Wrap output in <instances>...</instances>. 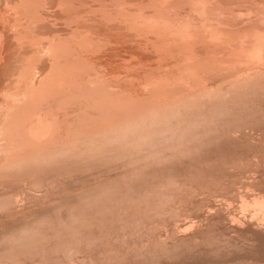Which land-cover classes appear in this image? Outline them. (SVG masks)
<instances>
[{"label":"rangeland","instance_id":"obj_1","mask_svg":"<svg viewBox=\"0 0 264 264\" xmlns=\"http://www.w3.org/2000/svg\"><path fill=\"white\" fill-rule=\"evenodd\" d=\"M231 1L232 0H230V2ZM238 1L239 0H235V1L233 0L231 3L234 4V2H236V4H234V6H232L233 4L231 5V3L229 2V3H227V6L231 5L232 7H234V8H232V10L236 9V10H234V12L236 14L238 13L241 15V18H240V15L237 14L238 22H239V18L241 19L240 22H242L243 20L248 19V17L246 18V16H248V14L246 12L248 11L247 9H248L249 5L247 3L248 0H245V1L240 0L242 2L243 6L241 5L240 1H239L240 4H238ZM243 1H244V3H243ZM256 1L257 0H255V2ZM259 1L260 0H258V2ZM11 2L14 3V2H16V0H14V1L11 0ZM58 2H59V0H42V3H44L42 5L45 6L46 13H45V11L41 10L45 15L42 12H40L44 17L43 16H39V17H42L44 19V21L41 20V22L40 23L38 22V24L35 22L36 24L33 25L35 27V28L33 27L35 30L33 28L31 29L32 31L30 30V28H29V30L26 29L27 31L25 30V32H27L28 35H30V33L32 35V37H27L28 39L33 38L32 40H34L36 38L35 39L36 42L37 43L40 42V44H39L40 46H35V48H37V47H39V48H37V49L34 48V50H33L31 48L32 44L30 43L29 40H28L29 41L28 43H29V45L31 44V46L28 45L29 46L28 47L26 45V43H27V41H26L27 39H26L24 41L26 43H24L23 45H26L25 47H27L26 48L27 50L23 49V48H25V47H23V45H22L23 48H21L23 50V52L25 51L27 54V57H25L26 56V55H24L25 53L23 54V53H21V51H19L18 44H17V48H18V51L20 53L15 50V48H16L15 46H16L17 41H16V38L15 37L13 38V36L11 35L10 38L12 37V40H14V39L15 40L12 41L9 38L10 43L8 42V44H7L8 46L5 47V51H4V52H6V51L7 52L4 54L5 56L3 55L5 59L8 58L6 60V62L9 61V63H11L12 60H14V61L16 60V56L19 57L23 54L24 55V56L22 55L23 59L25 57V59H27V60L22 59V62L27 61L25 63L26 65L32 64L31 66L34 67V70H35V68H41V70L38 69L40 71V74H41L40 77H42V75L44 77L45 73L49 72V70L46 71V69H48L46 67L47 66L50 67V63H48V62H50L49 60L51 59L52 56L50 58L46 57L47 54L44 55L45 54L44 51H43V53H37V52H40L41 47H44V46L49 47V45H48L49 43L47 41L50 40V38L52 39V37H54L53 39L56 42L59 40L60 42L67 43V44L63 43L65 45H67L66 50L69 48L74 49L76 47L75 42L78 39L80 41H83V42H85V40L88 41L89 37L92 39L90 41L93 42L94 45H92V43L90 41H88V43L86 44V47L83 46V48H82L83 50L80 52V53H82V55L80 54V56L81 57L83 56V57L80 58V56L78 55L79 56L78 58H80L79 61H81V63L83 61L82 60L83 58H85L84 59L85 61L88 60L89 62H91V61H93L94 63L96 62L95 65L99 66L100 68H98L94 65H90V66L88 65L87 67H90V69L92 68V70H93V68L98 69V70L95 69L94 71L91 70V73L93 74L92 75L90 73V71H88L89 74L86 73V71H85L86 69H84L85 64H83V65L81 64L82 66L79 65L80 66L79 67L80 68L79 73H80V70H82V69L85 71V73L83 71L84 76H81V75H83L81 73L78 74V77L75 75L74 76L75 80L78 79L79 81L76 80L74 82H76V83L79 82L80 86L77 87L78 84H77V86H75L76 84L74 82H73L74 83L73 85L75 87H77V89L79 88L80 92L78 90L77 91L80 94H81V91L83 90V88L85 87L84 91L86 92V91L90 90L89 91L90 95L88 94L89 92L88 93L86 92V94H84L85 92L83 93V91H82V95H83V98H82L81 95H79L78 93H77L78 94L77 96L73 95V93H75V95H76L77 91L73 92L72 93L73 97L79 98L78 96H80V99H79L80 104H79L78 103L79 100H77V98H76V100H75V98L73 99L71 97L72 96L71 93H64L63 94L64 97H68L69 95H71V96H69V99L75 100L78 104L76 103V106H74L75 101L72 100L71 103H73V104H71V103H69V101L66 100L69 103V105L67 103L66 104L68 105V108L70 107V109H68L67 105H66V110H65V108L62 109V111H64V115H62L63 112L61 111L62 112L61 116H63V117L65 116L66 122L62 121L64 123L63 127H62V123H61L60 131H59V133H56V135H55L56 138H60V136H61L62 141L55 139V140H58L56 142H58V143H60V142L62 143L64 141L67 142V141H69V139H71L69 142H80L85 138V136H86V138H88L89 136L95 135L96 130L99 132L100 128L101 129L103 128L102 131H104V129L106 130V128L107 129L113 128L116 125L115 123H117L118 121L119 122L117 124L119 125L120 123H122V125L120 124L122 127L124 124L126 125V123H128L127 125L128 126L131 125V126H133V128H134V123L131 124V122H136V123L141 122V124L139 123L141 126L138 124V127H140V128L138 129V127H136L137 133L138 132H140V133L137 134L134 132L133 133L134 135H133L132 134L133 131H130L132 136L131 135L129 136L130 132L128 135L126 134L125 137L122 136V138L124 137L126 140L124 139V141H122L123 139L122 140L119 139L120 142L122 141L121 144L118 143L119 142L118 139H117V142H115V143L112 142L113 144L117 143L118 146L115 145L116 147L112 148L113 144L111 143L112 145H109L107 147L104 146L105 148L102 147V150L104 148L103 154H101V152H100L101 156L103 155L102 158L99 157L100 156L99 153H97V154L95 153L99 149L101 150V147H98L99 149H96L94 147L95 151H94V149L91 151V153H93V151H94L93 154L89 153L90 151L87 152L88 150L84 151V150H81L80 148H78L76 151H78V152L81 151V152H79L80 154H82V151L86 152L85 154L88 153L87 154L88 157L86 159L87 162H89L93 166L97 167L96 168L97 170L95 168H92L93 167L92 165L89 166L88 165L89 163L86 164L87 163V162H85L86 160L83 159V157L85 158V155H81L80 160L78 157L74 158L75 160L70 159L71 161L73 160L72 161L73 163L76 161H79V163L76 162L73 165L74 167L71 166L73 168V169L71 168L72 170L69 169V167H70L69 165H71V164L67 165L68 169L71 171V173L66 172L68 175H65L66 173H63V172L61 174H59L57 172V174H59V175L53 174V173H51L50 170L48 172L45 169V171H47L49 173V175L47 173V176H48L47 177L45 175L46 172L44 171V168H43L42 170H40V173L37 172V173H33L34 175L33 174H30L27 176L25 175L24 178L21 180L17 179L18 177H20V176H17L15 178L16 180L11 178V180H5L6 182L4 181V183H2L3 181H0L3 184V185L2 184L0 185V199L1 198L4 199V197L6 195L8 196L9 194H11V196L14 195L15 197L12 196V197H14V199L10 198L11 200H15V201L17 200V203L14 201L16 204L14 203L15 205L13 207H14V209L17 208L16 210L19 213H20V210L22 211L20 214L17 212L18 213L17 214L16 211L13 209L14 214H16V215H14L13 213L8 214L9 213L8 211H7L8 213H6V212L5 213L2 212V214L0 213V233H3L4 228L12 229L10 226L13 227V224L16 226H17V224L21 225L22 221H25L26 219H28V220L34 219V218L37 219L39 216L40 217L43 216V218L47 219L46 222L44 221L46 224L43 222L44 227L48 224H50V226H51V227L47 226L48 230H50L51 232L48 231L47 228H44V227L40 229L41 230L40 233L42 232L40 234V236H42V234H44L45 237L42 236L38 239H41V238L44 239L45 238V242L43 239H41V241H43L45 244L43 242H40L39 240L33 241V242H36V245L34 246L32 244V246L34 247V248L33 247L32 248L35 249L37 247L35 249L36 251L31 249L28 252V255L25 254L26 252L23 254L22 253H20V254L16 253L13 255V256H15V258L13 257L15 260L13 258L6 260L7 258L4 257L6 254L4 255L3 251H2V249H3L2 246H4V244L0 243V244H2V246L0 247V249L2 251V252L0 251V258L2 259V260L0 259V264L1 263L3 264V262L7 263V264H11L12 259H13V264L14 263H16V264H197V263L198 264H228V263L229 264H245V263L246 264L247 263L248 264H264V207H263V202H262V199L264 200V91H261V90H264V87H263L264 85L262 86L263 88H261L260 85H258L259 89L257 87L252 88L254 90H255V88H257L255 91L252 89H249L250 93H248L247 91L246 92L244 91L245 94L243 92H241L238 95H237L238 92H235V94H233V93L228 94L227 93L228 97H226V95L224 96L225 93L222 94L223 96L221 95L222 96L221 100L219 99V102L217 101L216 103H220L221 101L226 100V102H224V103L226 105H227V103H231V105L228 104V105H230L229 107L231 109L228 108V109H230L228 112V109H224V107H223L224 105L221 104L220 108L223 107L221 110L222 112L218 111L221 114L220 115L221 117L219 116V114L217 115L218 118L215 116L216 114H214L212 116V114H213L212 113L210 121H209V118H210L209 112L212 111V110H209V108L211 106L210 105L211 102L209 103L208 100H210V99H207V100L205 99L206 103L208 102L206 104L205 102H203L205 100L203 98H201L203 105L204 106L207 105V106H205V108H204V106H202V108H201V105L199 104V103H201V99H196L195 98L196 95L194 97L190 96L191 98L192 97L195 98V103H197L196 100H198V102H199L198 104L200 105V107L197 109H200V111L199 110L197 111L194 108H191L189 110H184L182 107L183 105H181V104H185L186 102L188 104L191 101V100H188L189 101L188 102V101L184 100L185 99L184 97H187L188 95H190V94H188L190 89L188 90V88H184V86L186 84L188 85V87H190L191 84H194L192 82L193 80L198 81L199 77H201V79L198 81L199 84H197L199 86L200 82L201 81L204 82L207 78L205 84L208 85V87H209V85L212 87H210L209 90L208 89H206V90L211 92V94H214V93H212V91L217 89L219 85L221 86L220 83H222L223 80H224V82H223L224 85H222V86H225V85L227 86V84L230 82V80H232L231 76H233V74L235 75V73L237 74L238 71L240 72V69L243 71L245 68H248V66L250 64L248 66H246V64H236L237 66L232 64L233 67L235 66L234 68L224 67L225 65L221 64V67L217 68L216 71L213 68H212L213 70L208 69L211 72L214 71L212 73H215L216 75H214V74L209 75L210 72L207 73L208 75L207 74L204 75L205 73L203 75H201L203 73L201 71L202 69H199L200 71H198V69H197L196 73L197 72L198 73L194 74L195 71L193 69H190L191 68L190 66H186L187 64L182 65V63L180 62L182 67H181V65L179 66V64H180L179 59H178L179 64L178 63L173 64V62L171 64H168V63H170V60H174L175 58H170V56H168L169 54L168 55L165 54L167 57L170 58L167 65L163 64V61H164V63H166V61H168V60L165 61V59L163 57H162V59H164V60L162 62L160 61L162 59H159L160 63H162L161 65H160V63L154 65L151 63L159 62V61H154V60H157V58L155 59V57H156L155 54L152 53V51L150 49L148 51H142V52H148V55L154 54L153 56L152 55L148 56V55H146L147 53H145L143 55L140 54L142 48L138 49V46L140 43L143 44V42L139 41L140 42V43L138 42L139 44L136 43L139 40V38H140V40L145 39L143 37L141 38L140 36H142V35L146 36V34L140 33V36H137V35H139V33L136 32L137 35L134 34V37H133V32L135 30L132 31L130 28H128V29L131 31H126L125 29L123 30V28H125V26L126 27H128V26L127 25L124 26L123 25L124 22H122V21H120V22H122V26H124V27L123 28L121 27L122 29L120 28V31H117L118 27H119V26H117V24L120 25V23H116L118 20H116V21L114 20L115 22L113 21V24L115 23V25H113V28L110 27L109 30H106L109 28L108 26H110V25H108V24H110V23H108L106 20V22L108 24L106 22H105L106 24L105 23H103V24H105L104 27L107 26L108 28L107 27H105L106 29L100 28L101 25L103 27L102 20H101V23H99V21H96L95 20L96 18L94 17L93 19L95 20L96 23L97 22L98 23L96 24L94 21H92V22H93V24L95 23L94 25H97V27L94 26V27L88 28V31L90 34L87 32V30L84 27L83 31H85L87 33V35L85 33L84 34L85 36H84L83 35L84 32L82 31V35L84 37H82V35L80 33L81 31L78 30L79 31L78 33H80L81 36L78 35V36L74 37L75 38L74 40H72L73 36H72V38H70L71 36L69 37V35H68L69 34L68 32H70L69 29H67L68 31L65 29V26H67V25H64L65 18L62 17V15L59 12L60 7L58 6V4H59ZM226 2H227V0H226ZM225 3H224V5H225ZM40 4H41V2H40ZM190 4H191V2L190 3L188 2V4H186V5L184 4L185 7H187V8L183 7L184 10L186 9V11L182 10V8L180 7L181 11L185 12V13H183V16L187 15L186 13L188 11H190V13H191V9L189 10V8H194L196 6L194 4V7H192L193 5L191 4L192 5L191 6ZM184 5H182V6H184ZM252 5H253V3H251V6ZM44 6H42L43 9H44ZM228 8H231V7L229 6ZM47 9H48L49 13L47 12ZM195 9L198 12L197 7H195ZM250 9H251V7H250ZM194 10H193V12L196 13V10L195 11ZM60 11H61V9H60ZM181 11L179 10L180 14L182 13ZM231 12H233V11H231ZM199 13H200V11H199ZM192 14L193 13H191V16H192ZM252 14L253 13H251L250 14L251 16H249V17H252ZM198 15L200 16L201 14L197 13V17H198ZM232 15L233 14H230V16H232ZM180 17H182V14L180 15ZM185 17H188V16H185ZM193 17L196 18L195 15ZM193 17L189 16L188 18L190 20V18L193 19ZM200 17H198V18H200ZM234 18L236 20V16ZM49 19H50V21H49ZM97 20H99V19L97 18ZM235 20H233V21H235ZM192 21H194V20H192ZM12 22H13V20H12ZM42 22H43V24H42ZM236 22H237V20L235 21V23ZM238 22H237V24H241ZM244 22L245 21H243L242 24L246 23V22L245 23ZM80 23H81L80 25H82L81 21H80ZM111 23H112V20H111ZM197 23H200V21L196 22V20H195V24H197ZM237 24H235V25H237ZM21 25H23V24L21 23ZM260 25L263 27L264 23L260 22L259 26ZM82 26H85L84 23ZM111 26H112V24H111ZM240 26H242V25H240ZM254 26H255V28H257V25H254ZM56 27H57V29H56ZM198 27L200 28V25ZM262 27H260L259 30H261ZM24 28L25 27L20 28V29H24ZM92 28H94V30ZM98 28H99V30H98ZM81 29H83V28H81ZM89 29H91V31H94V32L91 33ZM20 32H21V34H23L22 33L23 31H20ZM131 34H132V36H131ZM99 37H100V39L102 37V39L100 40ZM137 37H138V39H137ZM84 38H88V39H84ZM94 38H97L98 40L94 39ZM124 38L127 40H125ZM134 38L137 41L131 40ZM82 39H84V40H82ZM129 39L131 40V42ZM95 40L98 41L99 44ZM123 40H125L124 42H126V43H123ZM55 41H54V43L53 42L52 43L55 44ZM105 41H107V43ZM132 41H133V43H132ZM101 42H103V43L100 44ZM115 43H116V45H115ZM131 43H132V47L130 45ZM117 44L119 47L117 46ZM120 44L122 46H126L124 48L126 50L122 49L123 47L120 48V46H121ZM124 44H126V45H124ZM127 44H129L130 47ZM65 45H64V48H65ZM99 45L101 47H103L105 50L101 47L99 48ZM87 46H89L90 48ZM93 46H94V48L96 47V49L99 51V52H97L95 49V51L97 52L96 54H94L93 52H92L93 54H91V51H93V48H92ZM111 46H112V49H115V50H111L110 49ZM140 46L142 47L141 44H140ZM32 47H34V46H32ZM116 47L119 48V50ZM127 47H129V48H127ZM29 48H31V49H29ZM45 48L46 47L42 48L41 51L46 50ZM38 49H39V51H36ZM99 49L100 50L103 49V51H105L106 53L109 52V55L107 54L106 58L109 56H111L112 59H114V60L116 58L117 60H115V61L117 63L114 62L111 59V57H109L110 59L107 58V60H105L106 58L104 56H102L104 54V53H102L103 51L101 50L102 51L101 52L102 54H101ZM120 49L122 50V52H120L121 51ZM128 49H130L131 52H129L130 50H128ZM132 49L133 50L135 49L134 50L135 52H133ZM116 50L120 52V54L118 53L119 54L118 56L115 52ZM88 51L90 53H88ZM14 52H16L19 55H17ZM111 52L113 53V55L116 54V55H114L115 57L111 55L112 54ZM98 53H100V54H98ZM130 53H131V55H130ZM133 53L136 54V55H134V57L138 55V57H136L138 60L137 65H136V63L129 64L130 62H132V59H130V57L133 55ZM7 54H8V57L6 56ZM14 55H16V56H14ZM72 55H73V53H72ZM72 55H69V53H68V57L71 56L70 58H73L71 60H74V61L77 60L76 58L74 59L75 55L74 56H72ZM13 56L15 57V59H13ZM139 56H140V58H139ZM141 56L142 57L144 56V57L142 58ZM166 56H165V58H167ZM152 57L154 60L152 59ZM176 57H177V55H176ZM70 58L69 59L65 58V61L68 60V61H70V63L73 64V62H71ZM136 58H135V60H136ZM144 58L149 62L147 63L145 61L146 62L145 63ZM158 58H161V57H158ZM180 58H181V56H180ZM19 59H20V57L17 59L18 60L17 62H19ZM139 59L140 60L142 59L143 61L141 62ZM150 59H152L153 62ZM110 60H112L113 62L111 63L112 65L110 64V66H109V65H107V62L109 64L111 62ZM121 60L128 61V63L125 61H124L125 63H121V62H123ZM68 61H67V64L69 63ZM88 61H86L85 63L87 64ZM99 61H101V62H99ZM104 61H105L106 65H105V63H103ZM150 61H151V63H150ZM176 61L177 60H175L174 62H176ZM93 62H91V63H93ZM139 62L141 64H139ZM12 63H14V62H12ZM21 63H16V65L19 66L18 64H21ZM45 63L48 65H46ZM75 63H76V61H75ZM119 63L122 65V67ZM149 63L151 66H149ZM23 64L24 63H22L21 65H23ZM52 64H53V60H52ZM118 64H119V67H118ZM144 64L147 65L146 66L147 68L143 66ZM3 65L4 64H2V66H1L2 69L0 68V70H1L0 71V74H1L0 75V79H1L0 83H2V80H4V78L6 77L7 74H11L10 73L11 71H13V73H14L15 69L17 70L19 68L15 65V69L14 68L12 69L13 64H8V66H9L8 68H6V64L4 66ZM158 65H160V66H158ZM31 66H29V67L31 68ZM44 66H46V67H44ZM107 66H109V67H107ZM116 66L119 68V70H118V68L116 69ZM125 66L126 67L128 66V67L125 68ZM134 66H135V68H133ZM140 66H143L144 69L145 68L148 69L151 67L152 70H155V71L163 68V71L161 72L162 69L160 71L158 70L157 74L155 71H153V73L151 74V77H148L150 75L146 76L147 75V73H146L145 76L148 79L146 77L142 76L143 78L141 77V79H139L141 81L140 82L137 78L138 77L137 72L142 69V67H141V69H139ZM166 66H168V67H166ZM81 67H83V68L81 69ZM87 67H85V68H87ZM101 67L104 68L103 69V72H104L103 76H102L103 72H101L102 71ZM105 67L109 68V69H105ZM120 67H121V69H120ZM129 67H130V70L128 69ZM136 67H139V68H136ZM173 67L174 68L176 67L177 69L173 70L174 69ZM25 68L26 67L22 68V71ZM30 68L27 67L26 69H30ZM110 68H112V69H110ZM113 68L115 71L113 70ZM153 68H156V69H153ZM171 68H172V71L170 70ZM32 69H31V71H32ZM99 69H101V71ZM144 69H142V70H144ZM179 69H181V70H179ZM232 69H233V71H232ZM38 70L37 71L35 70V71L38 72ZM105 70H106V74H105ZM109 70L111 71V73L108 72ZM117 70L119 73L116 72ZM135 70H136V74L134 76L133 75L134 72L131 73L130 71H135ZM142 70L140 72H138L139 75L141 74ZM150 70L148 72L149 74H150ZM164 70L165 71L168 70V71H166L167 73ZM169 70L172 72L171 74H169L170 73ZM177 70L179 71V73L182 70H183L182 72L184 73V71L186 70L185 71L186 73L183 74L181 72L179 74ZM187 70H188V72H187ZM208 70H207V68H205V71H208ZM229 70L232 73H230ZM17 71H15V72H17ZM97 71L100 72L99 73L100 77H99V74ZM127 71L130 73H128ZM242 71H241V73H243ZM93 72H95V73L97 72V74L95 75V73H93ZM107 72L111 76L115 75V77L117 74L118 78H120V79H122V78L124 79L125 75H126L125 79L127 81L128 80L134 81L135 79L136 80L134 82H131V81L127 82L126 81V83H122L121 80H119L117 77L116 78L118 80H116L115 77H113V81L115 79V81H117V83L119 84V85L118 84H116V85L121 86L119 83V82H121L122 84H124L123 85L124 87L122 86L123 88L120 87L121 89H119V87L117 88L115 86L118 90L111 89V90H109L110 92H108L107 95L105 94L106 91H103V94H101L100 92H101V89L103 88V86L104 85L107 86L105 81H107V83H109L108 87H110V85L115 83V81L113 83L112 78H110L111 81H110V79H108L109 75L107 74ZM114 72H116V73H114ZM164 72L166 74H169V75H167V77H166V74ZM191 72L193 73V76L190 77V79H191L190 80L189 75L192 74ZM200 72H202V73H200ZM227 72H229V73H227ZM239 72H238V74H239ZM173 73H174V76H173ZM176 73H178L179 76H177ZM14 74H16L15 75L16 77L15 76L14 77L17 78V76H18L17 74H19V73H14ZM85 74L88 75L89 77L86 76ZM119 74H120V77H119ZM127 74L129 75V77L127 76ZM186 75H188V76H186ZM194 75H196L197 77ZM80 76L83 77V79L81 81H80V79H81ZM96 76H98V79H99L98 81H100L101 77L103 78L105 76L106 77L108 76V78L105 77L106 79L104 80V84H102L103 82H96L97 81ZM168 76L170 79L168 78ZM176 76L179 77V78H177V80L179 79V81H183V80L185 81V79L186 80L189 79L188 80L189 83H187L188 81H186V84L183 85V89L181 88L182 90H185V92H187V90H188L187 93L182 91L180 88L179 89L177 88L178 83L176 81ZM183 76L184 77L186 76V77L183 78ZM208 76H210V77H208ZM90 77H93L92 80L95 82H93V81H92L93 83L88 82V81H91ZM130 77L131 78L134 77L135 79L133 80ZM155 77H159L160 78L159 80L163 79V81L161 80L159 82L162 84V86H161V84L159 86L158 81H156L158 79ZM39 78H37V79L40 80ZM144 78H146V79L144 80ZM153 78L155 79V81ZM202 78H204V79L202 80ZM125 79H124V81H125ZM180 79H183V80H180ZM164 80H165V82H164ZM31 81L32 80H30V84H29V82H28V84L32 86V83L34 81H32V82ZM37 81L34 83H37V85H38L39 83ZM101 81H103V79ZM109 81L112 83L110 84ZM137 81L139 84H136ZM168 81L173 82L174 84L176 83L177 86L175 85L176 87L174 88V85H172ZM174 81H176V82H174ZM190 81L192 83H190ZM196 81H195V83H198ZM225 81H226V84H225ZM144 82L145 83L149 82V84L146 83V85L147 84L148 85L145 86ZM95 83H97L96 86H95ZM99 83L101 84L100 85L102 87L101 89H99V87H100V86H98ZM130 83L132 85H130ZM152 83H154V85L155 84L156 85L154 86ZM169 83H170V85H168ZM164 84L166 87L164 86ZM205 84H204V86H205ZM37 85L35 84V86H37ZM197 85L195 84L193 86H195V88H196ZM93 86L96 87L94 92L92 91L94 88L90 89ZM125 86H126V89H125ZM127 86H129V87L127 88ZM130 86H132L134 89L131 88ZM156 86H159V87H156ZM179 86L182 87V84H179ZM222 86H221V88H222ZM81 87H82V89H80ZM115 87H110V88H115ZM172 87H173V89H172ZM200 87H203L202 82H201ZM200 87H199V89H200ZM110 88L105 87L104 89L106 90V89H110ZM195 88L193 87L191 91H194L193 89H195ZM221 88H218V89H221ZM223 88L225 89V87H223ZM260 88H261V90H260ZM97 89L99 90V92L97 91ZM167 89H169V90H167ZM175 89H177L178 91L177 90L175 91ZM196 89H195V91L199 90V89H197V90ZM112 90H113V92H111ZM119 90L120 91L123 90V91L120 93ZM155 91H156V93H155ZM159 91H161V92H159ZM181 91L184 92L185 94H183ZM97 93H99V94H97ZM109 93H111V94H109ZM119 93L121 96L119 95ZM205 93L209 95V93H207V92H205ZM255 93H256V95H255ZM66 94H69V95H66ZM87 94L89 96H92L93 98L98 97L96 95H100V96L105 95L106 97L109 96L110 98H113V99L109 100L108 99L109 97L106 98L110 101V103L109 102L106 103V101H108V100L104 99L106 101L101 102V104L105 103V104H103L105 109L102 107L103 109L100 108V110H99L98 107L101 104L98 105L99 103L94 101V99H95L94 98L92 100H93V102H96L95 105H97V106H95V107L97 108V110H95L96 108L94 107V105H93L94 108H91V109L89 108L90 109L89 110L87 107L90 106V103H91V105L94 103L91 102L92 100H90L89 97L87 98V103L89 105L84 103L86 100L83 102V100L86 99V97H84V95L88 96ZM92 94L93 95L96 94V95L93 96ZM194 94H192V92H191V95H194ZM211 94H210V96H212ZM40 95H41V93H40ZM125 95H126V97H125ZM164 95H165V97H164ZM208 95H206V96H208ZM239 95L243 96V97H240ZM119 96H120V99H119ZM252 96L254 98H252ZM153 97H154V99H153ZM181 97H182V99H181ZM223 97H225V98L223 99ZM232 97H234V98H232ZM246 97H247V99H246ZM249 97H251V98H249ZM117 98L119 100H121V102L117 100L119 102L118 103L116 101ZM88 99L90 102L88 101ZM238 99H239V101H238ZM241 99H243V100H241ZM112 100H114L112 103H115L113 105L111 104ZM81 101L83 104L81 103ZM156 101H157V103H156ZM214 101L215 100H213V102ZM233 101H234V103H233ZM235 101L237 102L236 106H235V103H236ZM165 102H167L169 104H167ZM192 102H194V101H192ZM247 103L250 106H247L248 105ZM110 104L112 106L116 107V109L118 107V110H116L114 107L112 108V106L109 108ZM117 104H118V106H117ZM160 104H162L163 106L162 105L160 106ZM215 104H214V106H216ZM82 105H84V107ZM86 105H88L86 107L87 110L83 109V108H85ZM105 105H106V107H105ZM169 105H171V106H169ZM179 105H180L181 110H180V108L178 110ZM218 106H220V104ZM233 107H234V109H233ZM249 107H250V109L251 108L252 109L250 110ZM166 108L168 110L171 108L170 110L173 112V118H175V119L172 120V117L170 116L171 120L169 121L168 120L169 117H168V119H165L166 116H160L159 117V115H161V114L163 115L165 110L167 111ZM173 108H175V109H173ZM225 108H227V106ZM30 109H32V108H30ZM241 109L242 110L244 109V110L241 111ZM105 110L108 113L104 112ZM170 110L167 112H171ZM176 110H177V112H176ZM70 111H72V113H74V114L75 113H77V114L72 115V113ZM109 111L111 113H109ZM181 111H183L184 113L187 112L186 114L188 116H186V114L184 115V113ZM29 112H30V110H29ZM100 112H102V113L100 114ZM233 112H234V115L232 114ZM81 113H83L82 115L85 114L84 118L86 119V121L83 119L82 115H80ZM225 113H227V114L225 115ZM237 113H239V114H237ZM199 114H201V115H199ZM230 114H231V119H230ZM88 115L90 117V118L88 117L89 119L86 117ZM146 115L148 118H145ZM180 115H182V116H180ZM66 116H67V118H66ZM156 116H158V117H156ZM73 118H75V119H73ZM160 118H163V120L165 119L164 120L165 122L163 123V121ZM196 118H198L200 120H197ZM61 119L64 120V118H61ZM82 119H83V121H81ZM191 119L194 120V123L188 124L187 123L188 120L190 121ZM227 119H229V121ZM87 120H89L88 121L89 123H87ZM196 120H197V122H196ZM223 120H225L224 121L225 123L223 122ZM84 121L87 124L83 123ZM142 121H145V122H142ZM147 121L150 123L154 121L153 124L151 125L153 127H151V128L149 127L151 132L148 130L147 131L148 133L145 132V129L146 130L148 129L147 128L148 127ZM159 121H160V123H159ZM211 121H212V123H211ZM235 121L237 124L235 123ZM168 122L170 125L172 124L171 125V126H173L172 128L170 125H167ZM150 123H149V125H150ZM178 123H179V125L177 126L176 124H178ZM220 123L223 125H221ZM75 124L79 125V126H76ZM143 124H145V127H143L144 126ZM185 124H186V126H185ZM135 125H137V124H135ZM146 125H147V127H146ZM175 125L178 127V129L176 128L177 130L173 129L175 127ZM190 125H191V127H190ZM34 126H36V125L34 124ZM165 126L168 128V130L171 129L170 133H169V131L165 130L166 129ZM187 126L190 128H187ZM201 126H203V127H201ZM206 126H207V128H206ZM38 127L39 126H37V129H38ZM80 127H81V129H80ZM142 127L145 129H143ZM161 127H162V130L164 128V131H161L158 129V128L161 129ZM73 128H75V129H73ZM61 129H63L62 130L63 132H61ZM114 129H112V130H114ZM157 129L159 130L158 134H161V133H163V134H161V135L155 134V133H157ZM172 129H173V131H172ZM185 129H187L188 131ZM64 130H65V132H64ZM130 130H133V129L130 128ZM152 130H155L156 132L154 133V131H152ZM90 131H91V133H90ZM174 131L176 133L178 132L179 134L178 133L176 134ZM191 131H193V132H191ZM67 132H69V135L68 134L66 135ZM197 132H198V134H197ZM201 132H203V133H201ZM60 133H63V134L61 135ZM73 133H74V135H73ZM92 133H94V134H92ZM167 133H169V134H167ZM75 134H76V136H75ZM135 134L138 136H136ZM143 134H144V136H143ZM146 134H148V135H146ZM181 134L184 136H182ZM57 135H60V136L57 137ZM72 136L73 137L75 136V137L72 139ZM96 136L93 138H96ZM141 136H143V139L141 138ZM147 136H148V138H147ZM63 137H65V138H63ZM128 137H129V139H128ZM134 137H137V138L139 137V140L141 138V141L142 140L145 141L147 139L145 142L154 143L152 145L153 147H151V145H149L150 147L143 145V146H145L144 148L142 146L139 148L131 146L132 144L135 143L133 140H136V138L134 139ZM131 138H133V139H131ZM164 138H166V140ZM173 138L177 139V140H174ZM178 138H179V140H178ZM51 140L54 142L53 138ZM139 140L137 139L136 142H138ZM148 140H150V141H148ZM159 140L160 141L162 140L164 142H162V141L160 142ZM52 141H51V143H52ZM114 141H116V140H114ZM142 142L139 141L138 143H142ZM164 143H166V144H164ZM62 144H64V143H62ZM125 144L126 145L128 144V146H126ZM119 145H121V146H119ZM171 146H173V147H171ZM137 149H139V150H137ZM157 152H160V153H157ZM120 153H122V154L120 155ZM95 154H96V157H94ZM135 154H137V155H135ZM90 155H92V156L94 155L93 157L95 158V160L98 159L99 162H98V160H97V162H95L93 157ZM5 156L8 157L7 154H5ZM5 156H4V153L3 154L0 153V165L6 159ZM148 156H150L153 160H151V158ZM154 156H156V157H154ZM88 158H90L91 161H89ZM116 158H119V159H116ZM145 158H148V159H145ZM102 159L105 160V161L103 160L104 163H103ZM69 161L67 160L66 162L68 163ZM101 161H102V164H101V167H99ZM82 162H83V165H81ZM96 163H98V164H96ZM77 164H78V167L75 166ZM94 164H96V165H94ZM87 165L89 167L92 166L91 167L92 169L87 167ZM103 165H104V167H102ZM83 166H85V168L87 167L88 168L87 171H89V172H87ZM114 166L116 168H114ZM76 167L80 168V169L75 170ZM64 169L66 170V167ZM110 169H111V171H110ZM117 169L119 170V172H114L115 170L118 171ZM90 170H91V172H90ZM101 170H102V172H104V174L101 172ZM77 171H78V173H77ZM79 171L81 172L80 176H79ZM82 172L84 174L87 172L86 174H88V175H86V174L84 175ZM36 174H38V175H36ZM72 174H73V176H72ZM101 174L104 176H102ZM97 175H98V177H97ZM106 175H109V176H106ZM68 176H70V178ZM117 176H118V178H117ZM27 177H29V178H27ZM31 177H33V178H31ZM42 177L43 178L45 177V178L43 179ZM49 177H50V179H49ZM65 177H68V179ZM99 177H100L101 181L97 179ZM73 178H74V181H72ZM95 178H96V180L101 182L102 187L104 186L105 183H108V181H111L110 179H113V181H111L112 183H114L115 181H118L117 182L118 186L116 187L117 189L114 188L115 191L112 190L113 195L110 194L111 191H109V190H111L114 187L116 182L113 184L112 188H109L108 191H109V194L112 195L113 198H115L114 194H116V196H117V193H119L118 191H120V190H118V188H120V186H121L122 190L120 192H122V195L120 193V194H118V197H119V195L121 196L120 201L122 203H120V201L118 202L119 199L117 200L115 198V200H114L110 196V199H112L113 202L117 200L116 201L117 205L115 204V202L113 204L115 205V207L120 204L118 206L119 208L115 209L113 206H111L112 204L107 202L109 199L107 201L105 200L104 202L99 200L100 204H98V206L94 205V207H91L93 209L97 207L95 209V211H93V209H92L93 212L92 211L87 212V210L89 208H87V210H86L84 207H82V205L80 208L78 207V205H77L78 203L75 201H78V200H76V198L78 199L80 197V195L77 196L76 198H73V197H75V195L79 191L84 190L83 184H86L85 186L86 187L89 186V188H90L87 190L89 192L85 193V195H86L85 197L88 199H92L93 193L95 192V190L97 188L98 189L102 188V187H98V186H100L99 185L100 183H98L97 181H94ZM102 178L104 180H102ZM115 178H116V180H115ZM134 178H135V180H134ZM41 179H42V181L40 183ZM22 180H24V181H22ZM67 180H69V181H67ZM31 181L41 184L40 185L41 188H36L37 192H36V190L31 191L29 194H33V195H31L33 198L32 197H31V199L27 198V199H29V201H25L26 199L25 200H23V199H24V197H26L25 194L29 192L26 189H28L29 183ZM85 181H87V182H85ZM125 181H127V182H125ZM134 181H136V182H134ZM75 182H77L80 186ZM81 183H83V184H81ZM89 183H91L92 185H90ZM112 183H111V185H112ZM19 184H20V186H18ZM109 184H110V182L108 183V186L110 187L111 185H109ZM74 185L76 186V188H77V186H79L78 190L81 188V185H82L83 190L81 189L79 191H76L77 189L75 190ZM3 186H4V188H3ZM105 186H107V184ZM100 189H99V191L98 190H96V191H98L100 193ZM103 189L104 188H102L101 190H103ZM107 189H108V187H106V189H104L103 191H105ZM131 190H132V192H131ZM2 191H3V193H2ZM74 191H76L75 192L76 194L74 193ZM46 192L48 194L50 193L49 196L46 195L47 194ZM78 194H80V192ZM81 195L84 197V193H81ZM121 198H122V200H121ZM6 199H8V198L5 197V200ZM71 199H73V201ZM79 200H82V199L80 198ZM112 200H110V202ZM2 201H4V200H2ZM30 201H32V202H30ZM67 201H68V204L70 202L71 203L68 205ZM105 202L107 203V205L110 204V206L113 207L112 210H110L111 209L110 206H109L110 209H109V207H107V209L109 211L108 210L106 211V209H104V207H103V209H104V212H103V210L101 208H102V206H105ZM52 204L53 205L56 204V206H53ZM15 206H16V208H15ZM74 206L77 207L78 209L75 208ZM54 207H58V208H55V210H53ZM72 208H74V209H72ZM56 209L60 210V211H57ZM69 210L72 213H70ZM75 210H77V211H75ZM99 210H101V211H99ZM10 212H12V211H10ZM67 212H69L70 214ZM77 213H80L81 217L84 219L86 217V219L83 220L81 218V221H79L80 222L79 224H77L78 222H76L73 225V223H71L72 217L70 218V216H73L74 214L77 216ZM21 214H22V216L19 217V215H21ZM4 216H6V217H4ZM31 216H33V217L35 216V217L32 218ZM53 216L58 220V222H57V220L55 221V218ZM95 216H97V217H95ZM51 217H52V219L53 218L54 219L52 220ZM19 218L20 219L22 218L21 222H19L20 221ZM79 219L80 218L78 216V220ZM98 219H100V220H98ZM82 220H83V222H82ZM101 220H102V222H101ZM52 221H53V223H52ZM98 221H100V222H98ZM47 222H49V223L47 224ZM23 223L24 222H22V224ZM54 225L58 226V227L55 226L57 230H59V228H60V231H59L60 233H61V229L64 231V234H63V231L61 233L63 235H65V232L68 229V227H70L69 229H73V227L76 226V228H74L73 231L70 230L71 235H73V237L75 235V237L73 238L69 234L68 231H67V233L72 238L70 236L62 237L63 235L61 236L59 234V232H57V230L54 229L55 228ZM16 226H14V227H16ZM51 228L54 229L55 235L53 234V231H52L53 229L51 230ZM7 229H5V231ZM44 229H46L47 232H49L51 234L47 233L45 235L44 232H46V230H44ZM12 230H14V229H12ZM75 232H76V234H75ZM5 233H8V232H5ZM57 233L59 234V236ZM52 234L55 237L52 236V238H51ZM3 235H4V233H3ZM56 235H57V237H59L58 238L59 240H57ZM49 238H51V239L56 238V239H54L55 241H53ZM46 240H48L49 243H47L48 241H46ZM37 241H39V244ZM247 241H249V242H247ZM43 248H44V250H42ZM71 248H72V250H69ZM32 251H35V252H32ZM30 252H32V253H30ZM1 254L4 256L2 257ZM217 254H219V255H217ZM219 256L221 258H219ZM223 256H224V258H223Z\"/></svg>","mask_w":264,"mask_h":264},{"label":"bare ground","instance_id":"obj_2","mask_svg":"<svg viewBox=\"0 0 264 264\" xmlns=\"http://www.w3.org/2000/svg\"><path fill=\"white\" fill-rule=\"evenodd\" d=\"M14 1V0H13ZM193 1V2H192ZM223 1V0H222ZM221 0H59V4H58V6L60 7V9H61V11H60V9H59V12H60V14L62 15V17H64L65 18V23H64V25H67V26H65V29L67 30V29H69V31L70 32H68L69 34V37L70 38H72V36H73V38H72V40H74L75 38L74 37H76V36H78V35H80V33H81V35H82V31L84 30V27H85V29L87 30V32L89 33V31H88V28H91V27H94V26H96L97 27V25H94L96 22H95V20L96 21H99V23H101V20H102V24L103 23H105L106 22V20H107V22L108 23H110V24H108L107 22V24L108 25H110V26H105V27H107L108 29H106L105 27H104V25L106 24H103V27H102V25L100 26V28H104V29H106V30H109L110 29V27H112L113 28V25H115V23L113 24V21L115 20H118L116 23H120V25H118L117 24V26H119L118 27V30L117 31H120V28L122 27H124L125 25H127L128 27H126L125 26V28H123V30L125 29L126 31H133V30H135L134 32H133V37H134V34H136L137 35V33L136 32H138L139 33V35H137V36H140V33H143V34H146V36L145 35H142V36H140L141 38L143 37V38H145V39H141L140 40V38H139V40L137 41L135 38L134 39H131V40H135V41H137L136 43L137 44H139L140 42L139 41H141V42H143V44L142 43H140L141 45H142V47L140 46V44H139V46H138V49L139 48H142V50H141V53L140 54H145V53H147L146 55H148V52H142V51H148L149 49L152 51V53H154L155 54V59L157 58V60H154L153 59V57H152V59L154 60V61H159V59H162V57L165 59V61L166 60H168V61H166V63H164V59H162V60H160L161 62L163 61V64L164 65H167V63L169 62V59L170 58H175L174 60H170V63H168V64H171L172 62H173V64H176V63H178V59H179V63L181 62L182 63V65H185V64H187L186 66H190L191 68L190 69H193L195 72H194V74H197L196 73V70L198 69V71H200L199 69H202L201 71L203 72H200V73H202L201 75H203L204 73V75H206L207 73H209V75L211 74V75H216L215 73H212V72H214V71H209L208 69H210V70H213V69H215V71H216V69L217 68H219V67H221V64H224L225 66L224 67H232V68H234L233 67V65L232 64H234V65H236V64H246V66H248L249 64L251 65H249L248 66V68H245L243 71L240 69V72H239V74H238V72H237V74L235 73V75L233 74V76H231V79L232 80H230V82L227 84V86L225 85V86H222V85H224V80H223V84L222 83H220L221 84V86H222V88H221V86L219 87L218 86V88H221V89H215V90H213L212 91V93H214V94H211V92H209L208 90H209V88L210 87H212V86H210L209 85V87H208V85H206L205 84V82H206V80H207V78H206V80L203 82V81H201L202 82V86L203 87H200V85H201V82H200V85L198 86L197 84H199V80L201 79V77H199V79H198V81H196V82H198V83H195V81L193 80L192 82L194 83V84H191V88L190 87H188V85L186 84V81H188L189 79H190V77L191 76H193V73L192 74H190L189 75V79L188 80H186L185 79V81L183 80V79H180V80H183V81H179V79L177 80V78H179V77H177V76H179L178 75V73H179V71H178V73H176L177 74V76H176V81H177V83H178V86H179V84H182V87L181 86H177V84L175 83H173V82H170V81H168V82H170L172 85H174V88L177 86V88L179 89H183V85H185L184 86V88H188V90L190 89V91H189V93L188 94H190V95H188L187 97H184L185 99V101H188V100H191L190 101V103H188L187 104V102L185 103V104H181V105H183L182 107H183V109L184 110H189V109H191V108H194V109H196L197 111L199 110L200 111V109H197V108H199L200 107V105H201V108H202V106H204L203 105V103H202V99L201 98H203L204 100L206 99H210V100H208L209 101V103L211 102V106H210V108H209V110H212V111H210L209 112V114H210V118H209V121H210V119H211V114H212V116L214 115V114H216L215 116L218 118V114H219V116L221 115L218 111H221L222 110V108L224 107V109H228V108H230L229 106L231 105V103H227V105L224 103V102H226V100L224 101L223 99L225 98V97H223V101H221L220 103H216L217 101L219 102V99L221 100V98H222V94H224V96L226 95V97H228L227 96V93L228 94H231V93H233V94H235V92H238L237 93V95L238 94H240L241 92H243L244 94H245V92L247 91L248 93H250L249 92V89H252V88H254V87H257L258 89H259V86L258 85H260V87L261 88H263L264 86V26L262 27L261 25L259 26V24H260V22L261 23H264V0L262 1V0H260L259 2H258V0L255 2V0H248L247 1V3H248V5H249V7H248V11L246 12L247 14H248V16H246V18L248 17V19L247 20H243V21H245L244 23L245 24H242V22H240L241 21V15L240 14H238V15H240V18H239V22H238V18H237V14L234 12V10H236V9H234V10H232V8H234V7H232V6H234V4H236V2H234V4L233 3H231L230 2V0H227V2H226V0H224L223 2H222ZM235 1V0H234ZM240 1V0H239ZM239 1H238V4H240L241 3V5H242V0L240 1V3H239ZM245 1V0H244ZM244 1H243V3H244ZM40 2H41V4H40ZM188 2L190 3L191 2V4L193 5H191L192 7H194V4L196 5L195 7H197V9H198V12H197V10L195 9V7L194 8H189V10L191 9V13H193L195 16H196V18L195 17H193L194 15L192 14V16H191V13H190V11H188L186 14L187 15H184L183 16V13H185V12H182L181 11V8H182V10H184V8H187V7H185V5L186 4H188ZM226 2V3H225ZM231 3V5H229L231 8H228L229 6H227V3ZM224 3H225V5H224ZM246 3V2H245ZM251 3H253V5L251 6ZM42 4H44V3H42V0L40 1V0H16V2H14V3H12L11 2V0H0V68H1V66H2V64H6V68H8L9 66H8V64H13V66H12V69L14 68L15 69V65H16V63H21L22 62V59H23V56L24 55H26L25 57H27V54H26V52L24 51L23 52V50L21 49V48H23V47H25L26 45L28 46L29 45V41H30V43L32 44V46H34V47H32L31 46V44L29 45V46H31V48L34 50V48H35V46H40L39 44H40V42H36V38L34 39V40H32L33 38H30V39H28L27 37H32V35H31V33H30V35H28V33L27 32H25V30L27 29V30H29V28H30V30L34 27L33 25L34 24H38V22L40 23L41 22V20L42 21H44V19L42 18V17H39V16H43L40 12H42V11H45V6L44 5H42ZM185 4V5H184ZM182 5H184V6H182ZM240 5V6H241ZM42 6H44V9H43V7ZM48 6V5H47ZM46 6V7H47ZM238 6V5H237ZM243 6V5H242ZM246 6V5H245ZM181 7V8H180ZM184 7V8H183ZM250 7H251V9H250ZM196 10V13L195 12H193V10ZM238 9V8H237ZM42 10V11H41ZM179 10L182 12L181 14H182V17H180V13H179ZM194 10V11H195ZM184 11H186V9L184 10ZM199 11H200V13H199ZM231 11H233V12H231ZM47 12H48V9H47ZM231 12V13H230ZM43 13V12H42ZM45 13H46V11H45ZM49 13V12H48ZM197 13L198 14H201L200 16L198 15V17H200V18H198L197 17ZM251 13H253L252 14V17H249V16H251L250 14ZM44 14V13H43ZM180 14V15H179ZM190 14V15H189ZM230 14H233L232 16H230ZM45 15V14H44ZM49 16V15H48ZM185 16H190V17H193V19L192 18H190V20H189V18L188 17H185ZM236 16V20H237V22L238 23H241V24H237V22L235 23V17ZM44 17V16H43ZM50 17V16H49ZM96 18L95 20L93 19V18ZM185 19H184V18ZM243 17V16H242ZM48 18V17H47ZM97 18L99 19V20H97ZM187 18V19H186ZM198 18V19H197ZM245 18V19H246ZM46 19V18H45ZM201 19V20H200ZM243 19V18H242ZM12 20H13V22H12ZM25 22H24V21ZM37 20V21H36ZM39 20V21H38ZM104 20V21H103ZM111 20H112V23H111ZM192 20H194V21H192ZM195 20H196V22H199L200 21V23H197V24H195ZM199 20V21H198ZM233 20H235V21H233ZM23 21V22H22ZM49 21H50V19H49ZM80 21L82 22V25H83V23H84V25L85 26H82V25H80L81 23H80ZM92 21H94L95 23L93 24V22ZM114 21V22H115ZM120 21H122V22H124V26H122V22H120ZM36 22V23H35ZM259 22V23H258ZM21 23L23 24V25H21ZM25 23V24H24ZM56 23V22H55ZM98 23V22H97ZM96 23V24H97ZM257 23V24H256ZM11 24V25H10ZM42 24H43V22H42ZM111 24H112V26H111ZM235 24H237V25H235ZM25 25V26H24ZM53 25V24H52ZM93 25V26H92ZM100 25V24H99ZM98 25V26H99ZM200 25V28L198 27V26ZM240 25H242V26H240ZM254 25H257V28H255V26ZM263 25V24H262ZM32 26V27H31ZM259 26V27H258ZM23 27H25L24 29H20V28H23ZM67 27V28H66ZM260 27H262L261 28V30H259V28ZM35 28V27H34ZM33 28V29H34ZM45 28V27H44ZM59 28V27H58ZM81 28H83V29H80ZM121 28V29H122ZM128 28H130L131 30H127ZM52 29V28H51ZM56 29H57V27H56ZM93 30H94V28H92ZM116 29V28H115ZM26 30V31H27ZM35 30V29H34ZM81 31L80 33H78L79 31ZM90 30V32L91 33H93L94 31H91V29H89ZM98 30H99V28H98ZM20 31H23L22 33L23 34H21V32ZM32 31V30H31ZM68 31V30H67ZM49 32V31H48ZM47 32V33H48ZM84 33H83V35L86 33L85 31H83ZM122 32V31H121ZM35 33V32H34ZM41 33V32H40ZM126 33V32H125ZM128 33V32H127ZM90 34V33H89ZM100 34V33H99ZM108 34V33H107ZM111 34V33H110ZM13 36V38L15 37L16 38V41H17V43H16V48H17V44H18V48H19V51H21V53H25L23 56L21 55V56H19L20 57V59H19V62H17L18 60V56H16V55H14V56H16V60L14 61V60H12V62H16L15 64L14 63H12L11 61V63H9V61H7L6 62V60L8 59H5L4 58V54L7 52H4L5 51V47H7L8 45V42H9V38H10V36ZM67 35V36H68ZM80 35V36H81ZM82 35V37H84ZM86 35H87V33H86ZM149 35V36H148ZM26 36V37H25ZM91 36V35H90ZM108 36V35H107ZM129 36V35H128ZM131 36H132V34H131ZM87 37V36H86ZM54 37H52V39L50 38V40H48L47 42L49 43H47L48 45H49V47H47V46H44V47H46L45 49L46 50H42L41 51V49L42 48H44V47H41V49H40V52H37V53H43V51H44V55H46V57H51V59L53 60V64H52V60L50 59L49 61L50 62H48V63H50V67L49 66H44V67H46V68H48V69H46V71H48L49 70V72L48 73H45V75H44V77H43V75H42V77H40L41 76V74H40V71L38 70V69H40L41 70V68H35V70L37 71L38 70V72H36L35 70H34V67L33 66H31L32 64H25L27 61H24V62H22V63H24L23 65H21V64H18L19 66H17V67H19L18 69L20 70H16L15 69V71H17V72H15L14 71V73H19V74H17L18 76H17V78H15L16 76V74H14L13 73V71H11L10 73L11 74H7L6 75V77L4 78V80H2V83H0V153L1 154H3L4 153V156H5V154H7V156L8 157H6L5 156V160H4V162L0 165V181H3L2 183H4V181L5 180H11V178H13V179H15L17 176H20V177H18L17 179H23L24 178V176L26 175H30V174H33V173H37V172H39L40 173V170H42L43 168H44V171H45V169L49 172V170L51 171V173H53V174H57V172L59 173V174H61L62 172L63 173H71V171L69 170V169H71L72 167H74L73 165L76 163V162H78L79 163V161H76V162H72L73 160H75L74 158H79V160H80V157H81V155H85V158L83 157V159H87V154H85L86 152H84L85 150H88L87 152H89V153H91V151L94 149V147L96 148V149H99L98 147H101V150L98 152H95L96 154L97 153H99L100 154V152H101V154H103V152H104V146H109V145H112L113 143L112 142H117V139H118V143L119 144H121V142L122 141H124V137H125V135L127 134H129V132L130 131H133L132 132V134L135 132V133H137V130H136V127H138V124L140 123L141 124V122H139V123H136V122H131V124L132 123H134V128H133V126H131V125H127L128 123H126V125L124 124L123 125V127L121 126L122 125V123H120L119 125L117 124V123H115L116 125V127L114 126L113 128H109V129H107L106 128V130L104 129V131H102L103 130V128L101 129H99L100 131L98 132L97 130H96V134L95 135H92V136H87L88 138H86V136H85V138L82 140V141H80V142H69L71 139H69V141H67V142H62V143H64V144H62L60 141H62L61 140V136L60 135H57V137H59L60 136V138H56V133H59V131H60V126H61V123H62V127H63V122L62 121H65L66 122V119H65V116L63 117V116H61V113H62V115H64V111H62V109H64L65 108V110H66V105L68 104L69 105V103H71L72 102V100L75 98V100H76V98L77 97H73V95L74 96H77L78 94L79 95H81V97L83 98V95H82V91H83V93L85 92L84 91V88H83V90L81 91V94L79 93L80 91H79V88L77 89V87H79L80 85H79V82L78 83H76V82H74V81H76V80H78V79H76L75 80V78H74V76L76 75L77 77H78V74H83V75H81V76H84V73H85V71H86V73H88V71H90V73H91V70H92V68L90 69V67H87L88 65L90 66V65H94V66H96V67H98V68H100L99 66H97V65H95V63L93 62V61H91V62H93V63H91V62H89L88 60H86V61H88V63L86 64L85 62V58H83L82 60L84 61H82V63H81V61H79V59L80 58H82L81 56H80V54L82 55V53H80L83 49V46L84 47H86V44L88 43V41H90V40H92L90 37H89V40L87 41V40H85V42H83V41H80L79 39V41L77 40L75 43H76V47L73 49H67L66 50V46L67 45H65V44H67V43H65V42H60L59 40L56 42L54 39H53ZM63 38V37H62ZM128 38V37H127ZM27 39V40H26ZM45 39V38H44ZM43 39V40H44ZM84 39H88V38H84ZM84 39H82V40H84ZM94 39H97V38H94ZM99 39H100V37H99ZM101 39H102V37H101ZM100 39V40H101ZM125 39V38H124ZM137 39H138V37H137ZM10 40H12V37L10 38ZM15 40V39H14ZM14 40H12V41H14ZM27 41V43L26 42H24V41ZM29 40V41H28ZM41 40V39H40ZM98 40V39H97ZM110 40V39H109ZM118 40V39H117ZM122 40V39H121ZM125 40H127V39H125ZM125 40H123V43H126V42H124ZM130 40V39H129ZM131 40H130V42H131ZM38 41V40H37ZM50 41V42H49ZM54 41H55V44H53L54 43ZM64 41V40H63ZM71 41V40H70ZM69 41V42H70ZM87 41V42H86ZM96 41V40H95ZM94 41V42H95ZM104 41V40H103ZM116 41V40H115ZM53 42V43H52ZM67 42V41H66ZM73 42V41H72ZM91 42V41H90ZM98 44H99V42L98 41H96ZM106 43H107V41H105ZM139 42V43H138ZM10 43V42H9ZM24 43H26V45H23ZM63 43H65V44H63ZM92 43V45H94L93 44V42H91ZM103 42H101L100 44H102ZM105 43V44H106ZM121 43V42H120ZM132 43H133V41H132ZM132 43L130 44L131 45V47H132ZM15 44V43H14ZM59 44V45H58ZM63 44V45H62ZM90 44V43H89ZM97 44V45H98ZM110 44V43H109ZM108 44V45H109ZM119 44V43H118ZM118 44H117V46H118ZM22 45H23V47H22ZM64 45H65V48H64ZM69 45V44H68ZM91 45V44H90ZM89 45V46H90ZM115 45H116V43H115ZM121 45V44H120ZM124 45H126V44H124ZM128 46H129V44H127ZM134 45V44H133ZM136 45V44H135ZM28 46V47H29ZM74 46V45H73ZM89 46H87V47H89ZM96 46V45H95ZM13 47V46H12ZM14 47V48H15ZM71 47V46H70ZM79 47V48H78ZM97 47V46H96ZM96 47L94 48V46L92 47L93 48V51H91V54H96L97 52H99L97 49H96ZM101 46L99 45V48H100ZM114 47V46H113ZM119 47V46H118ZM123 47V48H122ZM126 46H120V48H122V49H124ZM130 47V46H129ZM129 47H127V48H129ZM134 47V46H133ZM15 48V50L17 51V52H19L18 51V48L16 49ZM27 47H25V48H23L24 50L26 49ZM31 48H29V49H31ZM37 48H39V47H37ZM37 48H35V49H37ZM48 48V49H47ZM90 48V47H89ZM88 48V49H89ZM101 48H103V47H101ZM115 48V47H114ZM117 48V47H116ZM137 48V47H136ZM135 48V49H136ZM9 49V48H8ZM95 49H96V51H95ZM104 49V48H103ZM103 49H101L102 51H103ZM111 50H115V49H112V46H111V48H110ZM118 50H119V48H117ZM134 49V50H135ZM27 50V49H26ZM85 50V49H84ZM90 50V49H89ZM100 50V49H99ZM100 50V53L102 52ZM105 50V49H104ZM121 50V49H120ZM124 50H126V49H124ZM128 50H130V49H128ZM133 50V49H132ZM133 50V52H135ZM36 51H39V49L38 50H36ZM95 51V52H94ZM137 51V50H136ZM139 51V50H138ZM150 51V52H151ZM86 52V51H85ZM93 52V53H92ZM116 52V54H117V56L120 54V52H122V50L119 52V51H115ZM124 52V51H123ZM128 52V51H127ZM129 52H131V50L129 51ZM128 52V53H129ZM140 52V51H139ZM138 52V53H139ZM14 53H16V52H14ZM20 53V52H19ZM67 53V54H66ZM68 53H69V55H72V53H73V55L72 56H74V59L76 58L77 60H75L76 61V63H75V61L74 60H71V59H73V58H70V57H68ZM88 53H90L89 51H88ZM100 53H98V54H100ZM102 53H104L102 56H104L105 58H106V56H107V54L109 55V52L108 53H106L105 51H103ZM101 53V54H102ZM106 53V54H105ZM112 53V52H111ZM110 53V54H111ZM119 53V54H118ZM126 53V52H125ZM17 54V53H16ZM84 54V53H83ZM97 54V55H98ZM116 54H114V55H116ZM150 54V53H149ZM154 54H151L152 56L154 55ZM159 54V55H158ZM164 54V55H163ZM168 55V56H170V58L169 57H167L166 55ZM4 55V56H3ZM17 55H19V54H17ZM80 56V58H78L79 56ZM96 55V56H97ZM112 56H114L113 55V53L111 54ZM130 55H131V53H130ZM134 55H136V54H134L133 53V55L130 57V59H132V62H130L129 64H131V63H136V65H137V58L136 57H138V55L137 56H135L134 57ZM145 55V56H146ZM151 55H148V56H151ZM176 55H177V57H176ZM7 57H8V54L6 55ZM13 56V59H15V57ZM67 56V57H66ZM86 56V55H85ZM147 56V57H148ZM165 56L167 57V58H165ZM180 56H181V58H180ZM22 57V58H21ZM25 57H24V59H25ZM109 57H111V56H109ZM109 57H107V58H109ZM115 57V56H114ZM113 57V58H114ZM142 57V56H141ZM144 57V56H143ZM142 57V58H143ZM158 57H161V58H158ZM179 57V58H178ZM48 58V59H49ZM65 58L66 59H69L70 58V60H71V62H73V64L72 63H70V61H68V60H66L65 61ZM88 58V57H87ZM95 58V57H94ZM97 58V57H96ZM101 58V57H100ZM107 58L105 59V60H107ZM119 58V57H118ZM135 58H136V60H135ZM139 58H140V56H139ZM177 58V59H176ZM5 61H4V60ZM23 59V60H24ZM99 59V58H98ZM104 59V58H103ZM110 59V58H109ZM111 59H112V57H111ZM145 59V58H144ZM152 59H150V60H152ZM21 60V61H20ZM25 60H27V59H25ZM93 60V59H92ZM114 62H116L115 60H117L116 58H115V60L114 59H112ZM112 60H110L111 62L108 64V62H107V65H109L110 66V64L113 62ZM129 60V59H128ZM135 60V61H134ZM140 60V59H139ZM153 60H152V62H153ZM175 60H177L176 62H174ZM67 61L70 63H68L67 64ZM95 61V60H94ZM98 61V60H97ZM121 61H123V62H121V63H125V62H127L128 63V61H125V60H121ZM125 61V62H124ZM134 61V62H133ZM141 62L143 61L142 59L140 60ZM149 62V61H147L146 59L144 60V62ZM160 61L159 62H157V63H151V61H150V63L151 64H159L160 63ZM99 62H101V61H99ZM145 62V63H146ZM103 63H105V61L103 62ZM117 63V62H116ZM150 63H149V66H151L150 65ZM178 63V64H179ZM181 63L179 64V66L181 65ZM46 64V63H45ZM83 64H85L84 65V69H86L85 71L82 69L83 67H81V69L82 70H80V73H79V67L80 66H82ZM120 64V63H119ZM119 64H118V67H119ZM139 64H141L140 62H139ZM138 64V65H139ZM143 64V63H142ZM162 63H160V65H161ZM254 64V65H253ZM3 65V66H4ZM22 67H21V66ZM34 65V64H33ZM36 65V64H35ZM38 65V64H37ZM46 65H48V64H46ZM80 65V66H79ZM105 65H106V63H105ZM112 65V64H111ZM115 65V64H114ZM113 65V66H114ZM121 65V64H120ZM128 65V64H127ZM160 65H158V66H160ZM182 65H181V67H182ZM29 66H31V68L29 67ZM39 66V65H38ZM109 66H107V67H109ZM124 66V65H123ZM129 66V65H128ZM127 66V67H128ZM144 67H146L147 65H143ZM143 66H140V68L139 67H136V68H139V69H141V67H142V69H144L143 68ZM148 66V67H149ZM185 66V67H186ZM237 66V65H236ZM24 67H28V68H30V69H23V71H22V68H24ZM41 67V66H40ZM85 67H87V68H85ZM117 66H116V69L118 68ZM121 67H122V65H121ZM121 67H120V69H121ZM126 66H125V68H127ZM131 67V66H130ZM130 67L128 68L129 70H130ZM154 67V66H153ZM166 67H168V66H166ZM184 67V68H185ZM223 67V68H224ZM33 68V69H32ZM50 68V69H49ZM102 68V71H101V69H99L101 72H103V67H101ZM115 68V67H114ZM114 68H113V70H114ZM124 68V67H123ZM133 68H135V66L133 67ZM147 68V67H146ZM144 69V70H142V72H141V74L139 75V73L138 72H140V71H138L137 72V74H138V80L139 79H141V77L143 76V77H146V76H148V75H150V76H148V77H151V74L153 73V71H155V70H152V68L150 67V68H148V69ZM174 68V67H173ZM180 68V67H179ZM205 68H207V70L208 71H205ZM213 68V69H212ZM2 69V68H1ZM31 69H32V71H31ZM89 69V70H88ZM95 69H97V68H95ZM94 68H93V70L92 71H94L95 70ZM105 69H109V68H106L105 67ZM110 69H112V68H110ZM151 69V70H150ZM153 69H156V68H153ZM158 69V68H157ZM162 69V70H161ZM160 70H161V72L163 71V68H161ZM175 69H177L176 67L173 69V70H175ZM182 69V68H181ZM181 69H179V70H181ZM226 69V68H225ZM230 69V68H229ZM243 69V68H242ZM98 70V69H97ZM118 70H119V68H118ZM118 70L116 71V72H118ZM123 70V69H122ZM128 70V71H129ZM149 70H150V74L148 73L149 72ZM159 70V69H158ZM157 70V71H158ZM159 70V71H160ZM171 71H172V68L170 69ZM169 70V74H171L172 72ZM189 70V69H188ZM188 70H187V72H188ZM192 70V71H193ZM1 71V70H0ZM5 71V70H4ZM83 71H84V73H83ZM115 71V70H114ZM121 71V70H120ZM127 71V72H128ZM152 71V72H151ZM157 71H155L156 72V74H157ZM165 71V70H164ZM166 71H168V70H166ZM165 71V72H166ZM183 71V70H182ZM181 71V72H182ZM186 71V70H185ZM184 71V73H186ZM227 71V70H226ZM230 71V70H229ZM232 71H233V69H232ZM241 71L243 72V73H241ZM7 72V71H6ZM45 72V71H44ZM98 72V71H97ZM97 72L95 73V72H93V73H95V75L97 74ZM108 72H110L111 73V71L109 70ZM108 72H107V74H108ZM116 72H114V73H116ZM122 72V71H121ZM131 73L132 72H134V76H135V74H136V70L135 71H130ZM130 72H128V73H130ZM164 72V73H165ZM176 72V71H175ZM174 72V73H175ZM180 72V73H181ZM2 73V72H1ZM39 73V74H38ZM100 72H98V74H99ZM113 73V74H114ZM119 73V72H118ZM147 73V75L145 76V74ZM160 73V72H159ZM167 73V72H166ZM165 73V74H166ZM174 73H173V76H174ZM179 73V74H180ZM183 73V72H182ZM183 73V74H184ZM190 73V72H189ZM220 73V72H219ZM227 73H229V72H227ZM230 73H232L231 71H230ZM14 74V75H13ZM43 74V73H42ZM89 74V73H88ZM92 74V73H91ZM102 74V73H101ZM105 74H106V70H105ZM169 74H166V77H167V75H169ZM188 74V73H187ZM1 75V74H0ZM86 75V74H85ZM93 75V74H92ZM104 75V72H103V74H102V76ZM109 75V78H108V76L106 77V78H108V79H110V78H112V81H113V77H115V75L114 76H111L110 74H108ZM155 75V74H154ZM159 75V74H158ZM208 75V74H207ZM230 75V74H229ZM15 76V77H14ZM80 76V77H81ZM86 76H88V75H86ZM85 76V77H86ZM91 76V75H90ZM111 76V77H110ZM127 76L129 77V75L127 74ZM131 76V75H130ZM157 76V75H156ZM171 76V75H170ZM186 76H188V75H186ZM185 76V77H186ZM194 76H196V75H194ZM3 77V76H2ZM40 77V78H39ZM76 77V78H77ZM89 77V76H88ZM99 77H100V74H99ZM105 77H101V79H100V81H98L99 79H98V76H96V78H97V81L96 82H103L102 84H104V80L106 79ZM116 77L118 78V76H117V74H116ZM115 77V79L116 80H121V82L122 83H126V75H125V81H124V79L122 78V79H120V78H116ZM119 77H120V74H119ZM142 77V78H143ZM161 77V76H160ZM181 77V76H180ZM184 76H183V78H185ZM197 77V76H196ZM203 77V76H202ZM205 77V76H204ZM208 77H210V76H208ZM15 78V79H14ZM37 78H39L40 80H38ZM91 78V81H88V82H92L93 80H92V78L93 77H90ZM131 78V77H130ZM129 78V79H130ZM147 78V77H146ZM146 78H144V80L146 79ZM155 78H157L158 80H156V81H158V83L162 80L163 81V79H161V80H159L160 78L159 77H155ZM162 78V77H161ZM165 78V77H164ZM168 78H169V76H168ZM195 78V77H194ZM3 79V78H2ZM80 79V78H79ZM83 79V77H81V79H80V81ZM103 79V81H101ZM107 79V80H108ZM115 79H114V81H115ZM128 79V78H127ZM131 79H135L134 77L133 78H131ZM148 79V78H147ZM154 79V78H153ZM170 79V78H169ZM197 79V78H196ZM204 78H202V80H203ZM209 79V78H208ZM1 80V79H0ZM30 80H32V81H34V82H36L37 80V82L39 83L38 85H37V83H32V86L31 85H29L30 84ZM123 80V81H122ZM136 80V79H135ZM134 80V81H135ZM143 80V81H144ZM150 80V79H149ZM168 80V79H167ZM166 80V81H167ZM191 80V79H190ZM228 80V81H229ZM31 81V82H32ZM79 81V80H78ZM84 81V80H83ZM82 81V82H83ZM87 81V80H86ZM110 81H111V79H110ZM109 81V82H110ZM114 81H113V83H114ZM128 81H131V80H128ZM127 81V82H128ZM134 81H131V82H134ZM140 81V80H139ZM147 81V80H146ZM153 81V80H152ZM154 81H155V79H154ZM173 81V80H172ZM176 81H174V82H176ZM28 82H29V84H28ZM76 84L75 86H77V84H78V86L77 87H75L73 84L74 83ZM87 82V83H88ZM93 82H95V81H93ZM92 82V83H93ZM121 82H119L120 83V85L121 86H118L119 84L117 83V81H115V83L114 84H112V85H110V87H119V89H121L120 87H122L124 84H122ZM141 82V81H140ZM164 82H165V80H164ZM163 82V83H164ZM191 81H190V83H192ZM105 83H106V85L107 86H103V88L100 86L101 84L99 83V85L98 86H100L99 87V89H101V94H103V91H106V95L108 94V92H110L109 90H111V89H115V90H118L116 87L115 88H110V87H108L109 85V83H107V81H105ZM112 82H110V84H111ZM145 83V82H144ZM146 83H148L149 84V82H146ZM146 83L144 84L145 86H147L146 85ZM157 83V82H156ZM157 83V84H158ZM167 83V82H166ZM170 83L168 84V85H170ZM187 83H189V81L187 82ZM213 83V82H212ZM35 84L37 85V86H35ZM116 84H118V85H116ZM129 84V83H128ZM136 84H139L138 83V81H137V83ZM153 85H154V83H152ZM160 84L161 83H159V86H160ZM197 85L196 86V88L197 89H199V87H200V89L198 90V91H195V86H193V85ZM204 84H205V86H204ZM225 84H226V81H225ZM82 85V84H81ZM85 85V84H84ZM97 85V83H95V86ZM126 85V84H125ZM130 85H132L131 83H130ZM151 85V84H150ZM156 85V84H155ZM154 85V86H155ZM171 85V86H172ZM176 85V86H175ZM87 86V85H86ZM91 86V85H90ZM95 86H93L92 88H90V89H93L92 91L94 92L95 91ZM97 86V87H98ZM139 86V85H138ZM143 86V85H142ZM153 86V87H154ZM159 86H156V87H159ZM161 86H162V84H161ZM164 86H165V84H164ZM207 86V87H206ZM263 86V87H262ZM110 88V89H104V88ZM124 87V86H123ZM122 87V88H123ZM129 86H127V88H128ZM131 88H133L132 86H130ZM140 87V86H139ZM166 87V86H165ZM164 87V88H165ZM169 87V86H168ZM195 88V89H193L194 91H191L192 90V88ZM206 87V88H205ZM223 87H225V89L223 88ZM76 88V89H75ZM130 88V89H131ZM162 88V87H161ZM171 88V87H170ZM257 88H255V90L257 89ZM261 88H260V90H261ZM80 89H82V87L80 88ZM104 89V90H103ZM125 89H126V86H125ZM134 89V88H133ZM172 89H173V87H172ZM181 89V90H182ZM196 89V90H197ZM206 89H208V90H206ZM79 92H78V91ZM114 90V91H115ZM163 90V89H162ZM167 90H169V89H167ZM177 89H175V91H176ZM187 90V89H186ZM188 90H187V92H188ZM252 90H254V89H252ZM254 90V91H255ZM259 90V91H260ZM75 91H77L76 92V95H75V93H73V92H75ZM90 90H88V91H86L87 93L89 92ZM97 91L99 92V90L97 89ZM96 91V92H97ZM123 91V90H122ZM122 91H120L119 90V92L121 93ZM152 91V90H151ZM157 91V90H156ZM156 91H155V93H156ZM166 91V90H165ZM174 91V90H173ZM178 91V90H177ZM182 91H184L185 92V90H182ZM181 91V92H182ZM245 91V92H244ZM253 91V92H254ZM261 91H264V90H261ZM86 92L84 93V94H86ZM92 92V93H93ZM95 92V93H96ZM111 92H113V90L111 91ZM159 92H161V91H159ZM182 92L183 94H185V93H187V92ZM191 92H192V94H194V95H191ZM198 94H197V93ZM205 92H207V93H209V95L208 94H206ZM40 93H41V95H40ZM64 93H71V95H72V93H73V95L71 96V95H69V94H66V95H69V96H71L73 99H69V96L68 97H64ZM78 93V94H77ZM118 93V92H117ZM120 93H119V95H120ZM125 93V92H124ZM129 93V92H128ZM164 93V92H163ZM259 93V92H258ZM89 95H90V92L88 93ZM87 94V95H88ZM94 94V93H93ZM92 94V95H93ZM97 94H99V93H97ZM109 94H111V93H109ZM115 94V93H114ZM123 94V93H122ZM210 94L212 95V96H210ZM232 94V95H233ZM247 94V93H246ZM263 94V93H262ZM85 96L84 95V97H86V99H84L83 100V102L85 103V104H88L87 103V98L89 97L90 98V100H92V99H94V101H96L97 103H99L98 105H100L101 104V102H105L106 100H111V99H113V98H110L109 96H107V97H109L108 99H106L107 97L105 96V95H96V96H98V97H92V96ZM95 95H93V96H95ZM124 95V94H123ZM196 95V96H195ZM205 95V96H204ZM206 95H208V96H206ZM222 95V96H221ZM242 95V94H241ZM255 95H256V93H255ZM121 96V95H120ZM120 96H119V99H120ZM162 96V95H161ZM168 96V95H167ZM190 96H195V98L196 99H201V103H199L198 102V100H196V102L197 103H195V98H191ZM240 96V95H239ZM263 96V95H262ZM79 98H77V100H79L80 99V96H78ZM112 97V96H111ZM118 97V96H117ZM125 97H126V95H125ZM163 97V96H162ZM164 97H165V95H164ZM240 97H243V96H240ZM116 98V97H115ZM169 98V97H168ZM191 98V99H190ZM232 98H234V97H232ZM231 98V99H232ZM239 98V97H238ZM249 98H251V97H249ZM248 98V99H249ZM252 98H254L253 96H252ZM69 99V100H68ZM104 99H106V100H104ZM118 98L116 99V101L118 100V101H120L121 102V100H119ZM153 99H154V97H153ZM171 99V98H170ZM169 99V100H170ZM181 99H182V97H181ZM193 99V100H192ZM246 99H247V97H246ZM69 101V103L67 102V101ZM75 100H73V101H75ZM106 101V103L107 102H109L110 103V101ZM175 100V99H174ZM183 100V101H184ZM206 100L205 101H203V102H205L206 103ZM213 100H215L214 102H213ZM234 100V99H233ZM241 100H243V99H241ZM88 101H89V99H88ZM114 100H112L111 101V104L113 105V104H115V103H112ZM115 101V102H116ZM117 101V102H118ZM159 101V100H158ZM192 101H194V102H192ZM200 101V100H199ZM238 101H239V99H238ZM80 102V100L78 101V103ZM90 102V101H89ZM91 102H93V100L91 101ZM96 102H93L94 104H92L91 105V103H90V106L89 107H87L88 105H86L85 106V108H83V109H86L87 110V108L89 109H91V108H94L95 106H97V105H95L96 104ZM189 102V101H188ZM232 102V101H231ZM236 102V101H235ZM67 103V104H66ZM76 101L74 102V106H76ZM77 103V104H78ZM81 103H82V101H81ZM119 103V102H118ZM124 103V102H123ZM156 103H157V101H156ZM155 103V104H156ZM165 103H167V102H165ZM200 105H199V104ZM208 103V102H207ZM206 103V104H207ZM216 103V104H215ZM233 103H234V101H233ZM71 104H73V103H71ZM80 104V103H79ZM83 104V103H82ZM84 104V105H85ZM103 104H105V103H102L98 108H99V110H100V108H104V106H103ZM110 104V106H109V108L112 106ZM121 104V103H120ZM167 104H169V103H167ZM214 104L216 105V106H214ZM220 104V106H218ZM221 104H223L224 106L222 107V108H220L221 107ZM228 104H230V105H228ZM236 104H237V102L235 103V106H236ZM244 104V103H243ZM246 104V103H245ZM248 104V103H247ZM251 104V103H250ZM68 105H67V108H68ZM84 105H82L83 107H84ZM93 105H94V107H93ZM107 105V104H106ZM106 105H105V107H106ZM162 104H160V106H161ZM239 105V104H238ZM71 106V105H70ZM73 106V105H72ZM73 106V107H74ZM108 106V105H107ZM117 106H118V104H117ZM121 106V105H120ZM123 106V105H122ZM156 106V105H155ZM163 106V105H162ZM169 106H171V105H169ZM177 106V105H176ZM205 106H207V105H205ZM205 106H204V108H205ZM227 106V108H225ZM247 106H250L249 104L247 105ZM81 107V106H80ZM87 107V108H86ZM114 106H112V108H113ZM217 107V108H216ZM219 107V108H218ZM243 107V106H242ZM252 107V106H251ZM30 108H32V109H30ZM82 108V107H81ZM96 108V107H95ZM102 108V109H103ZM115 109H116V107H114ZM179 108H180V105H179V107H178V110H179ZM207 108V107H206ZM214 110H213V109ZM68 109H70V107L68 108ZM89 109V110H90ZM105 109V108H104ZM108 109V108H107ZM114 109V110H115ZM120 109V108H119ZM162 109V108H161ZM167 109V108H166ZM171 109V108H170ZM169 109V110H170ZM173 109H175V108H173ZM182 109V110H183ZM193 109V110H194ZM220 109V110H219ZM231 109V108H230ZM230 109H228V112H229V110ZM233 109H234V107H233ZM249 109H250V107H249ZM252 109V108H251ZM250 109V110H251ZM29 110H30V112H29ZM32 110V111H31ZM95 110H97V108L95 109ZM98 110V111H99ZM116 110H118V107H117V109ZM165 110V109H164ZM168 109H167V111H169ZM180 110H181V108H180ZM239 110V109H238ZM237 110V111H238ZM244 110V109H243ZM242 109H241V111H243ZM62 111V112H61ZM73 111V110H72ZM72 111H70L71 113H72ZM103 111V110H102ZM166 110H165V112L163 113V115L161 114V115H159V117L160 116H166L165 117V119H168V117H169V121L171 120V117H172V120L173 119H175V118H173V112L171 111V112H167ZM174 111V110H173ZM208 111V110H207ZM206 111V112H207ZM218 113H217V112ZM225 111V110H224ZM29 112V113H28ZM66 112V111H65ZM104 112H107L106 110L104 111ZM175 112V111H174ZM176 112H177V110H176ZM181 112H183V111H181ZM186 112V111H185ZM203 112V111H202ZM216 112V113H215ZM222 112V111H221ZM239 112V111H238ZM67 113V112H66ZM65 113V114H66ZM70 113V114H71ZM99 113V112H98ZM102 112H100V114H101ZM108 113V112H107ZM109 113H111L110 111H109ZM155 113V112H154ZM161 113V112H160ZM184 113V112H183ZM187 113V112H186ZM186 113H184V115L186 114ZM191 113V112H190ZM224 113V112H223ZM236 113V112H235ZM248 113V112H247ZM74 113H72V115H73ZM77 113H75L74 115H76ZM83 113H81L80 115H82ZM88 114V113H87ZM97 114V113H96ZM152 114V113H151ZM193 114V113H192ZM191 114V115H192ZM198 114V113H197ZM227 113H225V115H226ZM233 115H234V112L232 113ZM237 114H239V113H237ZM241 114V113H240ZM67 115V114H66ZM71 115V116H72ZM79 115V114H78ZM85 115V114H84ZM84 115H82V117H83V119L86 121V119L84 118ZM103 115V114H102ZM107 115V114H106ZM148 115V114H147ZM147 115H146V117L145 118H148L147 117ZM154 115V114H153ZM196 115V114H195ZM199 115H201V114H199ZM198 115V116H199ZM232 115V116H233ZM236 115V114H235ZM244 115V114H243ZM242 115V116H243ZM101 116V115H100ZM171 116V117H170ZM180 116H182V115H180ZM186 116H188L187 114H186ZM194 116V115H193ZM237 116V115H236ZM70 117V116H69ZM79 117V116H78ZM87 118L89 117V115L88 116H86ZM97 117V116H96ZM102 117V116H101ZM155 117V116H154ZM156 117H158V116H156ZM177 117V116H176ZM221 117V116H220ZM235 117V116H234ZM61 118H64V120L63 119H61ZM66 118H67V116H66ZM72 118V117H71ZM77 118V117H76ZM90 118V117H89ZM88 118V119H89ZM164 118V117H163ZM163 118H160L162 121H163V123L165 122L164 120H163ZM180 118V117H179ZM178 118V119H179ZM229 118V117H228ZM236 118V117H235ZM234 118V119H235ZM238 118V117H237ZM73 119H75V118H73ZM83 119L81 120V121H83ZM159 119V120H160ZM193 119V118H192ZM188 120V124L189 123H194V120ZM197 120H200V119H198V118H196ZM213 119V118H212ZM225 119V118H224ZM230 119H231V114H230ZM233 119V120H234ZM80 120V119H79ZM141 120V119H140ZM153 120V119H152ZM167 120V121H168ZM186 120V119H185ZM197 120H196V122H197ZM214 120V119H213ZM216 120V119H215ZM228 121H229V119H227ZM226 120V121H227ZM76 121V120H75ZM78 121V120H77ZM83 122V123H86V122ZM89 120H87V123H89L88 122ZM192 121V122H191ZM225 120H223V122H224ZM142 122H145V121H142ZM148 122V121H147ZM154 122V121H153ZM153 122H148V127H147V125H146V127L148 128L147 130L145 129V128H143V127H145V124H143L144 126L142 127L143 129H145V132H147L148 130L150 131V129H149V127L151 128V127H153V126H151L152 124H153ZM185 122V121H184ZM199 122V121H198ZM203 122V121H202ZM207 122V121H206ZM37 123V124H36ZM74 123V122H73ZM81 123V122H80ZM86 123V124H87ZM149 123H150V125H149ZM159 123H160V121H159ZM167 123V122H166ZM201 123V122H200ZM211 123H212V121H211ZM222 123V122H221ZM220 123V124H221ZM225 123V122H224ZM231 123V122H230ZM235 123H236V121H235ZM34 124L36 125V126H34ZM135 124H137V125H135ZM139 124V125H140ZM162 124V123H161ZM207 124V123H206ZM215 124V123H214ZM227 124V123H226ZM237 124V123H236ZM66 125V124H65ZM76 125V124H75ZM81 125V124H80ZM83 125V124H82ZM118 125V126H117ZM160 125V124H159ZM166 125V124H165ZM167 125H170L169 124V122H168V124ZM172 125V124H171ZM170 125V126H171ZM177 126L179 125V123L178 124H176ZM175 125V127L173 128V129H175V130H177L178 129V127ZM199 125V124H198ZM217 125V124H216ZM221 125H223V124H221ZM232 125V124H231ZM37 126H39L38 127V129H37ZM76 126H79V125H76ZM121 126V127H120ZM141 126V125H140ZM164 126V125H163ZM169 126V127H170ZM185 126H186V124H185ZM211 126V125H210ZM36 127V128H35ZM89 127V126H88ZM119 127V128H118ZM158 127V126H157ZM156 127V128H157ZM173 126H171V128H172ZM190 127H191V125H190ZM190 127H188L187 126V128H190ZM197 127V126H196ZM201 127H203V126H201ZM209 127V126H208ZM215 127V126H214ZM219 127V126H218ZM224 127V126H223ZM232 127V126H231ZM40 128V129H39ZM95 128V127H94ZM115 128V129H114ZM130 128L131 129H133V130H130ZM140 127H138V129H139ZM165 130H167V131H169V133L171 132L170 130L171 129H169L168 130V128L165 126ZM177 128V129H176ZM206 128H207V126H206ZM217 128V127H216ZM73 129H75V128H73ZM80 129H81V127H80ZM85 129V128H84ZM93 129V128H92ZM91 129V130H92ZM112 129H114V130H112ZM135 129V130H134ZM154 129V128H153ZM159 130H161V131H164V128H163V130H162V127H161V129L160 128H158ZM157 129V133H155L156 131V129L155 130H152V131H154V133L155 134H157V135H161V134H163V133H161V134H158V130ZM173 129H172V131H173ZM201 129V128H200ZM214 129V128H213ZM225 129V128H224ZM63 129H61V132H63L62 131ZM69 130V129H68ZM109 130V131H108ZM141 130V129H140ZM185 130H187V129H185ZM184 130V131H185ZM195 130V129H194ZM202 130V129H201ZM204 130V129H203ZM208 130V129H207ZM222 130V129H221ZM78 131V130H77ZM95 131V130H94ZM139 131V130H138ZM179 131V130H178ZM183 131V130H182ZM188 131V130H187ZM190 131V130H189ZM197 131V130H196ZM64 132H65V130H64ZM98 132V133H97ZM143 132V131H142ZM144 132V133H145ZM151 132V131H150ZM175 132V131H174ZM180 132V131H179ZM191 132H193V131H191ZM195 132V131H194ZM211 132V131H210ZM213 132V131H212ZM71 133V132H70ZM79 133V132H78ZM77 133V134H78ZM90 133H91V131H90ZM138 133H140V132H138ZM137 133V134H138ZM148 133V132H147ZM153 133V132H152ZM160 133V132H159ZM169 133H167V134H169ZM176 133V132H175ZM178 133V132H177ZM176 133V134H177ZM185 133V132H184ZM183 133V134H184ZM201 133H203V132H201ZM61 135L63 134V133H60ZM65 134V133H64ZM69 135V132H67L66 133V135ZM92 134H94V133H92ZM142 134V133H141ZM179 134V133H178ZM197 134H198V132H197ZM209 134V133H208ZM72 135V134H71ZM73 135H74V133H73ZM87 135V134H86ZM97 135V136H96ZM131 135V132H130V134H129V136ZM134 135V134H133ZM136 135V134H135ZM140 135V134H139ZM146 135H148V134H146ZM153 135V134H152ZM175 135V134H174ZM182 135V134H181ZM180 135V136H181ZM64 136V135H63ZM75 136H76V134H75ZM74 136V137H75ZM96 136V138H93V137H95ZM122 136H124L123 138H122ZM132 136V135H131ZM136 136H138V135H136ZM143 136H144V134H143ZM143 136H141V138L143 139ZM182 136H184V135H182ZM67 137V136H66ZM73 136H72V139L74 138ZM146 137V136H145ZM144 137V138H145ZM150 137V136H149ZM53 138V140H54V142L51 140ZM63 138H65V137H63ZM136 138V140H133L135 143L134 144H132L131 146H134V147H145V146H148V147H150L149 145H151V147H153L152 145L154 144V143H151V142H145V141H141V138H140V140H139V137L137 138V137H134V139ZM147 138H148V136H147ZM156 138V137H155ZM180 138V137H179ZM179 138H178V140H179ZM187 138V137H186ZM55 139H58V140H60L59 142L61 143H58V142H56V141H58V140H55ZM119 139H123L121 142H120V140ZM128 139H129V137H128ZM131 139H133V138H131ZM137 139L140 141V142H142V143H138V142H136L137 141ZM165 140H166V138H164ZM170 139V138H169ZM168 139V140H169ZM174 139V138H173ZM66 140V139H65ZM68 140V139H67ZM114 140H116V141H114ZM126 140V139H125ZM171 140V139H170ZM174 140H177V139H174ZM181 140V139H180ZM51 141H52V143H51ZM148 141H150V140H148ZM160 141V140H159ZM162 141V140H161ZM160 141V142H161ZM183 141V140H182ZM69 142V143H68ZM153 142V141H152ZM162 142H164V141H162ZM171 142V141H170ZM66 143V144H65ZM110 143V144H109ZM112 143V144H111ZM176 143V142H175ZM130 144V143H129ZM159 144V143H158ZM164 144H166V143H164ZM171 144V143H170ZM115 145H117L118 146V144L116 143V144H113V146H112V148L113 147H116ZM126 145V144H125ZM143 145H145V146H143ZM157 145V144H156ZM155 145V146H156ZM169 145V144H168ZM182 145V144H181ZM119 146H121V145H119ZM126 146H128V144L126 145ZM102 147H104L103 148V150H102ZM157 147V146H156ZM155 147V148H156ZM161 147V146H160ZM170 147V146H169ZM171 147H173V146H171ZM78 148H80L81 150H84V151H82V154H80L79 152H81V151H76ZM126 148V147H125ZM133 148V147H132ZM154 148V149H155ZM134 149V148H133ZM152 149V148H151ZM115 150V149H114ZM123 150V149H122ZM137 150H139V149H137ZM157 150V149H156ZM175 150V149H174ZM94 151H95V149H94ZM94 151H93V153H94ZM130 151V150H129ZM154 151V150H153ZM84 152V153H83ZM122 152V151H121ZM161 152V151H160ZM160 152H157V153H160ZM93 153H91V154H93ZM125 153V152H124ZM155 153V152H154ZM96 154H95V156L94 157H96ZM101 154H100V158H102V156H101ZM122 153H120V155H121ZM119 155V156H120ZM135 155H137V154H135ZM158 155V154H157ZM90 156H92V155H90ZM92 156V157H93ZM151 156V155H150ZM150 156H148V157H150ZM93 157V159H94V161L95 162H97V160L98 159H96L95 160V158ZM98 157V158H99ZM121 157V156H120ZM147 157V156H146ZM154 157H156V156H154ZM159 157V156H158ZM91 158V157H90ZM90 158H88L89 159V161H91L90 160ZM104 158V157H103ZM151 158V157H150ZM70 159H73L72 161L70 160ZM105 159V158H104ZM104 159H102V161L104 160ZM107 159V158H106ZM116 159H119V158H116ZM145 159H148V158H145ZM155 159V158H154ZM69 161L68 163L66 162V161ZM77 160V159H76ZM84 160V161H85ZM101 160V159H100ZM151 160H153L152 158H151ZM93 161V162H94ZM102 161H101V163H100V166L99 167H101V164H102ZM105 161V160H104ZM104 161H103V163H104ZM81 162V161H80ZM85 162H87V160L85 161ZM84 162V163H85ZM98 162H99V160H98ZM73 163V164H72ZM89 162H87L86 164H88ZM69 164H71V165H69ZM96 164H98V163H96ZM96 164H94V165H96ZM67 165H69L70 167H69V169H68V167H67ZM81 165H83V162H82V164ZM80 165V166H81ZM85 165V164H84ZM89 166L90 165H92V164H88ZM87 165V167H89ZM72 166V167H71ZM75 166H77L78 167V164L77 165H75ZM86 166V165H85ZM85 166H83L84 168H85ZM93 166V165H92ZM91 166V167H92ZM98 166V165H97ZM66 167V170L64 169ZM76 167V169L75 170H77V169H80V168H77ZM85 168L86 169V171L88 170V168ZM91 167H89V168H91ZM102 167H104V165L102 166ZM92 168H97V167H95V166H93ZM91 168V169H92ZM114 168H116L115 166H114ZM73 169V168H72ZM71 169V170H72ZM84 169V170H85ZM56 170V171H55ZM58 170V171H57ZM62 170V171H61ZM69 170V171H68ZM97 170V169H96ZM100 170V169H99ZM118 170V169H117ZM47 171H45L46 172V176H47ZM61 171V172H60ZM65 171V172H64ZM83 171V170H82ZM110 171H111V169H110ZM109 171V172H110ZM87 172H89V171H87ZM86 172V173H87ZM90 172H91V170H90ZM97 172V171H96ZM101 172H102V170H101ZM114 172H119V170L118 171H114ZM44 173V172H43ZM65 174V175H68V174ZM73 173V172H72ZM77 173H78V171H77ZM80 171H79V176H80ZM83 173V172H82ZM85 173V174H86ZM100 173V172H99ZM103 174H104V172H102ZM134 173V172H133ZM59 174H57V175H59ZM84 174V173H83ZM82 174V175H83ZM84 174V175H85ZM93 174V173H92ZM118 174V173H117ZM34 175V174H33ZM36 175H38V174H36ZM44 175V176H45ZM48 175H49V173H48ZM51 175V174H50ZM56 175V176H57ZM64 175V174H63ZM64 175V176H65ZM76 175V174H75ZM74 175V176H75ZM86 175H88V174H86ZM91 175V174H90ZM102 175V174H101ZM111 175V174H110ZM116 175V174H115ZM45 176V177H46ZM63 176V177H64ZM71 176V175H70ZM70 176H68L69 178H70ZM72 176H73V174H72ZM71 176V177H72ZM102 176H104V175H102ZM106 176H109V175H106ZM44 177V178H45ZM48 177V176H47ZM46 177V178H47ZM54 177V176H53ZM58 177V176H57ZM60 177V176H59ZM68 177H65V178H67L68 179ZM78 177V176H77ZM96 177V176H95ZM97 177H98V175H97ZM27 178H29V177H27ZM31 178H33V177H31ZM30 178V179H31ZM43 178V177H42ZM43 178V179H44ZM87 178V177H86ZM90 178V177H89ZM117 178H118V176H117ZM12 179V180H13ZM40 179V178H39ZM49 179H50V177H49ZM63 179V178H62ZM72 179V178H71ZM70 179V180H71ZM88 179V178H87ZM86 179V180H87ZM92 179V178H91ZM98 180H100L101 181V179H100V177L99 178H97ZM106 179V178H105ZM125 179V178H124ZM16 180V179H15ZM14 180V181H15ZM27 180V179H26ZM29 180V179H28ZM94 180V179H93ZM98 180H96V178H95V180L94 181H97L98 183H100L99 185L100 186H98V187H102L101 186V182L100 181H98ZM102 180H104L103 178H102ZM111 181H113V179H110ZM115 180H116V178H115ZM114 180V181H115ZM134 180H135V178H134ZM22 181H24V180H22ZM35 181V180H34ZM41 181H42V179L40 180V183H41ZM50 181V180H49ZM67 181H69V180H67ZM72 181H74V178H73V180ZM111 181H108V183L110 182V184L109 185H111ZM124 181V180H123ZM6 182V181H5ZM32 182V183H31ZM30 183H29V186H28V189H26V190H28L29 192L28 193H26L25 194V196L26 197H24V199L23 200H25V201H29V199H31V195H33V194H29L31 191H34V190H36V188H41V184H39V183H37V182H33V181H31ZM48 182V181H47ZM78 182V181H77ZM77 182H75V183H77ZM85 182H87V181H85ZM107 182V181H106ZM116 182V184H117V182L118 181H115ZM114 182V183H115ZM125 182H127V181H125ZM134 182H136V181H134ZM1 182H0V185L2 184ZM16 183V182H15ZM108 183H105L104 184V186L102 187V188H104V189H106V187H108V189L107 190H105V191H103V190H101L100 188V193L98 192L99 191V189L97 188L96 190H98V191H96L95 190V192L93 193V196H92V199H88V198H86L85 196V193L86 192H89V191H87L88 189H90L89 188V186L88 187H86L85 185L86 184H83V183H81V184H83V189L85 190H83L82 189V185H81V188L79 189V190H83V191H79L78 190V188H79V186H77V188H76V186H75V190L76 191H79L80 192V194H76L75 192L76 191H74V193L76 194L75 195V197H73V198H76L77 196H79L80 195V197L77 199L76 198V200H78V201H75V202H77L78 204V207L80 208L81 207V205H82V207H84L86 210H87V208H89L88 210H87V212L88 211H92V209L93 208H91V207H94V205H97L98 206V204H100V201L99 200H101V201H107L108 199V201L107 202H109L110 204H112L111 206H113L115 209H117V208H119L118 206L120 205H118V206H116L115 207V205L113 204L114 202H115V204H116V201L118 200V202L120 201V195H119V197H118V194H120L121 193V195H122V192H120L122 189H121V186H120V188H118V190H120V191H118L119 193H117V196H116V194H114L115 195V198L117 199L116 201H114L113 202V200L112 199H114L115 200V198H113L112 197V190H114V188L115 189H117L116 187L118 186V184L115 186L114 185V187H113V184L114 183H112V185L109 187L108 186ZM18 184V183H17ZM16 184V185H17ZM49 184V183H48ZM72 184V183H71ZM90 185H92L91 183H89ZM107 184V186H105ZM129 184V183H128ZM3 185V184H2ZM44 185V184H43ZM73 185V184H72ZM71 185V186H72ZM136 185V184H135ZM6 186V185H5ZM18 186H20V184L18 185ZM49 186V185H48ZM16 187V186H15ZM91 187V186H90ZM113 187V188H112ZM3 188H4V186H3ZM17 188V187H16ZM20 188V187H19ZM109 188H112L111 190H109ZM74 189V188H73ZM131 189V188H130ZM54 190V189H53ZM111 191V193L110 194H112V195H110L109 194V191ZM133 190V189H132ZM132 190H131V192H132ZM231 190V189H230ZM48 191V190H47ZM108 191V192H107ZM115 191V190H114ZM116 191V192H117ZM36 192H37V190H36ZM98 192V193H97ZM2 193H3V191H2ZM6 193V192H5ZM10 193V192H9ZM45 193V192H44ZM47 193V192H46ZM81 193H84V197L81 195ZM50 194V193H49ZM49 194L47 193L46 195H48L49 196ZM72 194V193H71ZM97 194V195H96ZM10 196H11V194H9ZM5 196V197H7L8 199H6L5 200V197H4V199H0V213L2 214V212L3 213H8V214H11V213H13L14 214V211H13V209H14V205L17 203V200L15 201V200H11L12 198L14 199V195H12V196H14V197H10V196ZM23 195V194H22ZM74 195V194H73ZM88 195V194H87ZM4 196V195H3ZM47 196V197H48ZM71 196V195H70ZM82 196V197H81ZM110 196H111V198L112 199H110ZM11 198V199H10ZM27 198H29V199H27ZM33 198V197H32ZM82 199V200H79V199ZM85 198V199H84ZM10 199V200H9ZM2 200H4V201H2ZM22 200V201H23ZM70 200V199H69ZM68 200V201H69ZM72 201H73V199H71ZM75 200V199H74ZM110 200H112L111 202H110ZM121 200H122V198H121ZM16 203H15V202ZM68 201H67V204H68ZM259 201V200H258ZM24 202V201H23ZM30 202H32V201H30ZM36 202V201H35ZM99 202V203H98ZM262 202H263V207H264V200L262 199ZM15 203V204H14ZM25 203V202H24ZM71 203V202H70ZM69 203V204H70ZM73 203V202H72ZM108 203V204H109ZM120 203H122L121 201H120ZM61 204V203H60ZM63 204V203H62ZM66 204V203H65ZM68 204V205H69ZM75 204V203H74ZM110 204L109 205H107V203L105 202V206H102V210H103V212H104V209H106V211L108 210L107 209V207H109L110 206ZM53 205V204H52ZM67 205V206H68ZM93 205V206H92ZM117 205V204H116ZM53 206H56V204H54ZM60 206V205H59ZM65 206V205H64ZM66 206V207H67ZM110 206V207H111ZM61 207V206H60ZM71 207V206H70ZM75 207V206H74ZM103 207H104V209H103ZM110 207H109V209H110ZM113 207H111V209L110 210H112V208ZM15 208H16V206H15ZM55 208H58V207H54L53 208V210H55ZM75 208H77V207H75ZM91 208V209H90ZM97 208V207H96ZM96 208H94L93 209V211H95V209ZM121 208V207H120ZM17 209V208H16ZM16 209H14L15 211H16V213L18 212ZM64 209V208H63ZM72 209H74V208H72ZM78 209V208H77ZM57 210V209H56ZM85 210V211H86ZM114 210V209H113ZM121 210V209H120ZM8 211V212H7ZM10 211H12V212H10ZM57 211H60V210H57ZM68 211V210H67ZM75 211H77V210H75ZM74 211V212H75ZM92 211V212H93ZM99 211H101V210H99ZM105 211V212H106ZM109 211V210H108ZM117 211V210H116ZM119 211V210H118ZM22 211L20 210V213H21ZM54 212V211H53ZM69 212L70 213H72L70 210H69ZM69 212H67V213H69ZM84 212V211H83ZM19 213V212H18ZM17 213V214H18ZM19 213V214H20ZM55 213V212H54ZM69 213V214H70ZM107 213V212H106ZM105 213V214H106ZM53 214V213H52ZM80 213H77V216L74 214L73 216H70V218H71V223H73V225H74V223H76V222H78L77 224H79L80 222L79 221H81V214L79 215ZM92 214V213H91ZM7 215V214H6ZM14 215H16V214H14ZM97 215V214H96ZM100 215V214H99ZM18 216V215H17ZM20 216H22V214L21 215H19V217ZM45 216V215H44ZM78 216H79V220H78ZM87 216V215H86ZM106 216V215H105ZM4 217H6V216H4ZM9 217V216H8ZM13 217V216H12ZM32 218H34L33 216H31ZM48 217V216H47ZM54 217V216H53ZM67 217V216H66ZM95 217H97V216H95ZM55 218V217H54ZM53 218V219H54ZM69 218V217H68ZM106 218V217H105ZM12 219V218H11ZM15 219V218H14ZM22 219V218H21ZM21 219L19 218V222H21ZM35 219V220H34ZM34 219H26L25 221H22V222H24L23 224H22V222H21V225H18L17 224V226L16 225H14L13 224V227L12 226H10L12 229H14V230H12V229H10V228H4V231H3V233H4V235H3V233H0V243H3L4 244V246H2V244H0V247L2 246V251H3V254L5 255H2L1 254V256L3 257H5V258H7L6 260H9L10 258H15V256H13L14 254H16V253H18V254H20V253H25L26 255H28V252L32 249V250H35V249H33L34 247L32 246V244L35 246L36 245V242H33V241H36V240H39L40 242H43V241H41V239H43V238H41V239H38V238H40V237H42V236H44V234H42V236H40V234L42 233H40V229L41 228H43L44 227V225H43V222L45 221H47V219H45V218H43V216L42 217H38L37 219L36 218H34ZM51 219H52V217H51ZM52 219V220H53ZM83 220H85L86 219V217H85V219L84 218H82ZM104 219V218H103ZM3 220V219H2ZM10 220V219H9ZM29 222H28V221ZM57 219L55 218V221H56ZM83 220H82V222H83ZM88 220V219H87ZM91 220V219H90ZM98 220H100V219H98ZM105 220V219H104ZM5 221V220H4ZM11 221V220H10ZM49 221V220H48ZM51 221V220H50ZM54 221V222H55ZM106 221V220H105ZM12 222V221H11ZM28 222V223H27ZM44 222V223H45ZM57 222H58V220H57ZM60 222V221H59ZM90 222V221H89ZM96 222V221H95ZM98 222H100V221H98ZM101 222H102V220H101ZM49 222H47V224H48ZM52 223H53V221H52ZM61 223V222H60ZM92 223V222H91ZM104 223V222H103ZM258 223V222H257ZM46 224V223H45ZM57 224V223H56ZM89 224V223H88ZM58 225V224H57ZM57 225H54V227L55 226H57ZM61 225V224H60ZM14 226H16V227H14ZM47 226H50V224H48V225H46L44 228H47ZM59 226V225H58ZM57 226V227H58ZM78 226V225H77ZM260 226V225H259ZM4 227V226H3ZM51 227V226H50ZM258 227V226H257ZM261 227V226H260ZM2 228V227H1ZM70 227H68V229H69ZM74 228H76V226L75 227H73V229ZM255 228V227H254ZM259 228V227H258ZM5 229H7L6 231H5ZM50 229V228H49ZM53 228H51V230H52ZM54 229H56V227L54 228ZM54 229L52 230L53 231V234H54ZM66 230V232H65V235H63L64 234V231L61 229V233H62V231H63V234H61L59 231H60V228H59V230H57V232H59V234L62 236V237H64V236H70L71 235V231L70 230H72L73 231V229H69V230ZM262 229V228H261ZM11 230V231H10ZM44 230H46V229H44ZM47 230H48V228H47ZM47 230H46V232H44L45 233V235L47 234V233H49V232H47ZM1 231V232H2ZM10 231V232H9ZM48 231H50V230H48ZM67 231L69 232V234L67 233ZM75 231V230H74ZM5 232H8V233H5ZM51 232V231H50ZM49 234H51V233H49ZM51 235V238H52V236H54V235ZM58 234V233H57ZM59 234H58V236H59ZM74 234V233H73ZM75 234H76V232H75ZM3 235V236H2ZM48 236V235H47ZM72 237H73V235H71ZM70 236V237H71ZM45 237V236H44ZM49 237V236H48ZM55 237V236H54ZM71 237V238H72ZM74 237H75V235H74ZM73 237V238H74ZM191 237V236H190ZM248 237V236H247ZM51 238H49V239H51ZM56 238H57V240H59L58 238L59 237H57V235H56ZM56 238H54V239H56ZM188 238V237H187ZM54 239H51V240H53V241H55ZM44 240V242H45V238L43 239ZM61 240V239H60ZM241 240V239H240ZM39 241H37L38 242V244H39ZM46 241H48V240H46ZM43 242V243H44ZM247 242H249V241H247ZM35 243V244H34ZM47 243H49V241L47 242ZM41 244V243H40ZM45 244V243H44ZM43 245V244H42ZM55 245V244H54ZM33 247V248H32ZM43 247V246H42ZM73 248V247H72ZM72 248L71 249H69V250H72ZM53 249V248H52ZM42 250H44V248L42 249ZM77 250V249H76ZM0 251H1V249H0ZM1 251V252H2ZM36 251V250H35ZM35 251H32V252H35ZM230 251V250H229ZM238 251V250H237ZM32 252H30V253H32ZM43 252V251H42ZM221 252V251H220ZM225 252V251H224ZM17 254V255H18ZM30 255V254H29ZM217 255H219V254H217ZM222 255V254H221ZM31 256V255H30ZM205 257V256H204ZM207 257V256H206ZM13 258V259H14ZM30 258V257H29ZM214 258V257H213ZM219 258H221L220 256H219ZM223 258H224V256H223ZM228 258V257H227ZM1 259V258H0ZM13 259H12V263L11 264H13ZM2 260V259H1ZM15 260V259H14ZM240 260V259H239ZM243 261V260H242ZM249 262V261H248ZM19 263V262H18ZM242 263V262H241ZM245 263V262H244ZM2 264V263H1ZM3 264H7V263H4L3 262ZM14 264H16V263H14ZM198 264V263H197ZM229 264V263H228ZM246 264V263H245ZM248 264V263H247Z\"/></svg>","mask_w":264,"mask_h":264}]
</instances>
